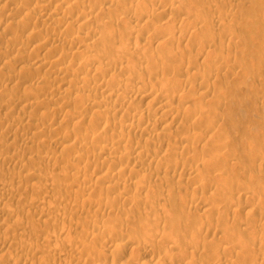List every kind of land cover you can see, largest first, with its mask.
<instances>
[{
	"label": "bare ground",
	"instance_id": "bare-ground-1",
	"mask_svg": "<svg viewBox=\"0 0 264 264\" xmlns=\"http://www.w3.org/2000/svg\"><path fill=\"white\" fill-rule=\"evenodd\" d=\"M14 1V0H13ZM16 1V0H15ZM18 1V0H17ZM16 1V2H17ZM29 1V0H28ZM31 1V0H30ZM42 1V0H41ZM46 1V0H45ZM120 1L121 0H50V1H48L47 2V4H43V3H41V2H37V4H36V7H37V9L39 10V11H43V10H45L44 8H45V6L46 5H48V3H49V5H53V6H51L50 7V9H51V12L49 13V14H46L47 12V10H45V13L44 14H46V17H44V19L45 20H47V21H43V19L41 18L43 15H41L39 18H41L42 19V21H43V23H47L46 24V26L47 27H49V28H47V27H45V25H43L42 23H41V25H43V27L44 28H46V31H47V29L48 30H50V32L48 31V32H45L46 34L47 33H51V32H53V34H54V32H56V35H57V37L54 39V41L53 40H51V41H53L54 43H52V45H54V44H56L55 46H57L59 43L58 42H62L63 40H65V43H66V46H67V44L68 45H74L73 46V48H74V52H71L70 54L68 53V51L66 50V49H68V48H64V50H65V53H64V51H63V53L64 54H62V57H61V54H60V57L62 58H60L59 57V55H58V57H55V59H53V57L54 56H57V51L59 52V50H57L56 51V49L54 48L55 46H52V53H53V48L55 49V51L56 52H54V56H52V59L50 58L49 60H48V58H47V60H46V57L45 56H43V55H41V56H43V57H45V58H42V59H40V56H39V59L41 60H39L40 62V64L42 65L41 67H44L45 65L49 68V69H51V70H48V69H46V70H48L49 72H51V74H49V78L50 77H53L52 75H54V78L55 77H57L58 79H59V85L60 84H63L62 85V87L61 88H57V93L56 92H54V93H56L54 96H51V97H54L55 98V96L57 95L58 96V98L61 100V97H62V100L63 101H65L63 98H67V99H72L73 100V98H72V95H74V101H76V103L78 102L77 101V99L79 100V102L80 103H83L84 101L83 100H86L87 101V104L86 103H84V104H86L87 105V107H91L92 109H94L95 110V115L97 116V115H99V116H102V115H107V116H110V115H112V120H113V122H111V123H113V128L114 129H116V130H114V129H112L111 128V124L109 123L106 127H104V128H102V131H99V132H101V133H98L97 131V133L95 132V130L94 129H92V130H94V132H95V134H93V133H91L90 135L88 134H83L82 135V133H80L79 132V135H78V140L79 141H85V139L87 140V138H89V140H87L86 142H82V143H80V144H82V146L81 145H79V146H81L80 148L81 149H97L96 150V152L93 154V155H91V160L90 161H92V160H101V161H103L102 163L104 164L105 163V165L107 164V163H110V164H112V165H114V167L111 165V166H109V164H108V167L107 168H105V169H109L110 167H111V169L112 168H114L113 170H102L101 169V167L98 169V168H96L95 167V169H96V171H94L93 170V172H91V173H93V175L91 176V178L89 177L90 176V174L89 173H87L89 170L88 169H90L91 168V166L87 169L88 171L87 172H85L86 174H87V176H88V174H89V176L87 177V180L88 181H90V179H92V177L93 176H95L96 178L94 179L95 180V182L93 181V183L91 182H88V184H84V185H78V190H74L75 192H73V191H70L71 189H72V187H74L75 185L77 186V184H73V183H71L72 185H74V186H72L71 184H67V183H69L68 181H70L71 182V179H74V178H76L77 180L79 179V177H81V176H83L84 175V171H82V170H79V169H77V167H76V165L74 164V163H72V162H70V161H74V160H69V162L67 161V159L69 158L68 156V158L66 159V157L64 156V153H67V154H69V152H72L73 154L74 153H80L81 152V149L78 147V146H76V144H74L73 142H71V143H68V141H70V140H67L68 139V136H67V139H65V140H63V141H60V142H57V143H54V146H58V145H60L61 147H62V154H60L59 152V155L57 154V155H51L50 154V156L48 157V160H50V161H53L52 162V164L54 165V162L57 164V163H65V166L63 167V168H65L66 170H67V173L65 174V175H62V176H64V178H63V181L64 180H66V178L67 179H70V180H68L67 181V183H66V181L63 183L64 184V186H62V187H60L61 188V190L63 191V189H65V185H67V187L66 188H68V185H71L70 187H69V189H67V191H68V194L70 195V196H72L75 200L74 201H76L77 203H75V205H73V206H71V207H69V208H72V213L74 212H76V215H77V212H79V211H81V207L82 206H84L87 202H89L88 201V199L87 198H83L84 196V194H86L88 191L91 193V191L93 190H96V191H100V190H104V192H110V191H112V192H114L115 191V189H116V187L117 186H120L121 187V185H122V188H123V186L125 187H129V189L131 188H134L136 191L135 192H137L138 193V191H139V195L140 194H142V193H140V191H142V190H145L146 191V189H150L149 191H150V193L152 192V194H151V196L153 195V192L155 193V191H157L155 194H157V196L156 197H151L150 195H144L143 196V194L142 195H140L139 197H141V196H143L144 198H139V197H137V198H135V197H133L132 196V198H131V196L130 197H128V196H126V194H125V197L126 198H124V195H122V192H120L119 193V197H121V198H119L120 200H122V198H124L125 200L124 201H127V202H129V203H142V202H146L145 204L146 205H148L149 207L151 206V208L153 207L152 206V203H154L153 202V199L157 202L156 204H158V203H160V201L162 200L164 203H166V201H170V200H165V197L167 196H165V193H162V194H160V191H161V189H163V182H167L168 183V181L170 182V183H172L171 181V179H174V177H177L176 175L177 174H175V172L174 173H172V171H170V170H174V171H176L178 168H181V175L180 176H182V175H184V176H186V177H188V180H189V184L188 185H196L195 186V188H194V191L195 192H193L194 194L192 195V198H193V201L195 202L194 204L195 205H193L192 206V211L193 210H195L196 212H198V211H202V213L204 214V215H210V214H212V212H213V214H214V212H220V213H222V211H221V209H225V210H227V211H229V212H231L232 211V213L234 212V213H236V211H239V212H242V211H246V213H245V215H246V217H245V219H244V217L243 218H241L240 216H242V215H239L240 213L239 212H237V213H239L238 215V217H240L241 218V220L242 219H244L243 221H240V223H242L246 228L248 227V228H251L250 226H251V222L252 223H254L253 221H255L256 220V218H255V216L257 215V212H259V211H257L258 210V208L260 209L261 207H258V204H260L261 203V201H260V203H257V207H254V205H253V207L254 208H252V209H250L249 208V206L248 205H246V204H243L242 203V201H240V199H239V196H244V197H248V195H250V194H247V192H245L244 190H245V188H244V186L243 185H239L240 184V182L238 183V181H236V182H234L232 179H234L235 180V178H230L229 177V175H230V173H229V175H228V173H227V178H229L230 180L229 181H226V179H224L223 177L224 176H226V174L224 175H222V173L223 172H225V170L224 171H221L220 173H221V175L219 174V175H216L218 178H220V179H217L218 181L220 180L221 181V179H224L225 181V185H224V183L223 184H221V183H219L218 184V182H217V180L215 181V183H216V185H215V183L213 182L216 178H215V175H214V170H213V172L211 171V169H213V168H215V166H216V164L213 166V164L216 162V160H215V158H219V160L218 161H220V156H222V158H221V161L222 160H224V156H225V160L224 161H226V162H229V159H227L226 160V155L228 154V152L227 153H225V149H224V145H222L223 144V142H221V145L220 146H222V148L224 149V152L222 153V152H220L219 150L220 149H222V148H217V149H215L216 151V153L215 154H212L211 155V153L209 152V151H211V150H213V149H211L212 148V146H209V145H211V144H213L214 145V142L217 140V142H220L221 140H218V138H217V135H216V133L214 132V129H216V131H217V128H215V126L212 128V126H213V124H212V126H211V124L210 125H208L209 127H207V125H206V129L205 130H202L201 132H198L197 130L199 129V127H198V129H196L195 131H197V132H195L194 130H191V131H194L193 133H188V131L186 132V131H184V132H182V133H178L179 134V137L178 138H176V141H175V143L174 142H171L170 141V139L171 138H173V136H175L174 134H175V130L176 129H178L179 127H181V128H183V129H185V130H188L192 125H194V123H191V122H194V121H192V118H191V121H190V119L189 120H186L187 118H186V116L188 115V116H190V117H196V116H191L192 114L194 115L195 114V106H190V102H191V100H192V98L194 97V93L193 92H195V91H201L200 93L198 92V98H197V96H195L196 97V99L195 98H193L194 100H199V98H200V100L201 101H203V99L204 98H206V99H204V100H207V98L209 97L208 96V94L210 95V91H211V89H210V91H208V88L211 86L210 85V83H208L209 82V80L211 79V77H217L216 75L217 74H219V73H221L222 71H224V72H226V73H221V74H231V72L232 73H234L235 72V70L237 69V68H239L241 71H243L242 70V68L244 69L247 65H245L244 63H243V59L241 58V56H239V54L237 53L236 55H234V54H232V55H230V54H228V55H226V57H225V54H224V56H221V57H224V59L223 58H220L219 60H215V59H213V61H212V63H208L207 64V62H208V60H206L205 58L206 57H208L209 56V58L210 57H212L213 56V52H214V49L212 48L213 47V44L217 41V37L219 38L221 35L222 36H225V37H227V40H228V45L225 43L226 41V39L225 38H221L220 37V39H224L223 41H224V43L227 45L226 47L224 46L223 48L221 47L222 45H224L223 43H221L220 45L221 46H219V47H221V48H215L216 47V44L218 43V42H220L221 40L219 39V41L214 45V48H215V50H216V52L217 51H219V50H221V52H220V54H223V52L224 51H226V52H228V50H229V47L230 46H236V47H239V46H237V40L236 39H238V37H236V35H235V32H234V30H233V25L235 24V22H236V16H235V14L237 13L236 11L239 9V8H241L240 7V3L242 2H239V1H237V0H201V3L197 0H195V1H193V2H195L194 4H193V2H192V0H148V3H147V1H143V2H140V1H134V0H129L130 2L128 3L127 2V0L126 1H124V6H122L121 4H120ZM191 1V2H190ZM245 1H247V0H245ZM250 1H252V0H250ZM1 2V1H0ZM7 2V1H6ZM25 2V1H24ZM24 2H23V0H22V3L24 4ZM27 2V1H26ZM25 2V4H27ZM43 2V1H42ZM122 2V1H121ZM150 2V3H149ZM197 2V3H196ZM264 1H262L261 3H262V6H264L263 3ZM3 3V2H2ZM10 3V2H9ZM8 3V4H9ZM12 3V2H11ZM18 3V2H17ZM46 3V2H45ZM126 3H128V4H126ZM151 3H153V4H157L158 5V7H155V6H153V9H151V11L150 12H147L148 10H150V8L145 12L144 11V13L141 11V9L143 8H145L146 9V7L148 8V6H149V4H151ZM198 3H200V7L202 6V8L200 9V7H196L195 5H197ZM249 3V2H248ZM260 3V2H259ZM7 4V5H8ZM16 4V3H15ZM32 4V3H31ZM126 4V5H125ZM201 4H204V5H206L205 6V9H207V11L211 14L209 17H211V18H207L206 17V15H203L202 14V12H201V10L202 11H204V5H201ZM245 4V3H244ZM17 5V4H16ZM22 5V4H21ZM20 5V6H21ZM27 5H29V4H27ZM45 5V6H44ZM148 5V6H147ZM166 6L165 8H163L164 6ZM199 5V4H198ZM23 6V5H22ZM19 7L18 8V6L16 7L15 6V9H13V11H12V9H11V14H9V16L10 17H12L13 16V18L15 17V16H17V15H15L17 12H20V11H23L26 7L28 8V6H26V5H24L23 7ZM4 7H5V5H4ZM9 7H11V5L9 6ZM9 7H8V9H9ZM25 7V8H24ZM30 7H31V5H30ZM30 7H29V9H30ZM36 7H35V5H34V10H36ZM150 7V6H149ZM155 7V8H154ZM207 7V8H206ZM249 7V6H248ZM247 6L246 7H244V9L246 10V8H248ZM12 8H14V6H12ZM194 8H195V11H194ZM228 9V11L227 12H223V10L224 9ZM7 9V6H6V8H4V10H6ZM32 9V8H31ZM46 9H49V7L47 8L46 7ZM49 9V10H50ZM144 9V10H145ZM198 9H200L199 11V13L197 12V10ZM226 9H225V11H226ZM241 9H243V7L241 8ZM264 10V8L262 7V8H260V10ZM3 10V9H2ZM3 10V11H4ZM28 10V9H27ZM26 10V11H27ZM10 11V10H9ZM32 11H33V9H32ZM244 11V10H243ZM247 11H250V10H248L247 9ZM247 11H245L246 13H247ZM24 12H25V10H24ZM178 12H180V13H183L184 15H186L185 17H183L182 19H181V24L179 25V24H177L179 21L177 20L176 21V18H174V17H172V15H177L178 14V17H182V16H180V14L178 13ZM206 12V11H205ZM205 12H203V13H205ZM208 12H207V16H208ZM244 12V13H245ZM264 11H261V14H263L262 15V17H264V13H263ZM6 13V12H5ZM10 13V12H9ZM28 12H26V16L28 15L27 14ZM35 13H37L36 11H35ZM177 13V14H176ZM241 13V12H240ZM249 13V12H248ZM247 13V14H248ZM15 16H14V15ZM18 14V13H17ZM20 14V13H19ZM23 14V13H22ZM21 14V15H22ZM39 14V13H38ZM74 14L76 15L74 18H73V16H74ZM206 14V13H205ZM249 14H254V13H252V12H250ZM25 15V14H24ZM35 15V14H34ZM19 16V15H18ZM36 16V15H35ZM35 16H31V17H29V19L31 18V19H34V17ZM45 16V15H44ZM105 17V18H107L106 20H109V22L110 23H108V24H110V25H108L107 26V28H106V26H104V24L103 23H99L98 21H100L99 19H101V17ZM246 16V15H245ZM253 15H250L249 17H252ZM256 16H258V15H256ZM1 17V16H0ZM9 17V18H10ZM25 17V16H24ZM28 17H25L26 18V20L28 19ZM37 17V16H36ZM157 17V18H156ZM175 17H177V16H175ZM178 17H177V19H178ZM242 17V16H241ZM247 17V16H246ZM249 17H247V18H249ZM16 18V17H15ZM25 18H23L24 19V21H25ZM38 18V17H37ZM39 18H38V20H39ZM154 18V20H155V18L156 19H160V20H158L159 22H160V24H158L157 25V22H154V20H153V23H156V25H154L153 23H152V20L151 19H153ZM243 18V17H242ZM244 19V21L245 20H249V19ZM254 18H255V15H254ZM254 18H252V20H255L256 19V23L257 22H260L259 20H258V18H261V16L259 15L258 16V18L256 17L255 19ZM1 19H2V17H1ZM7 19V18H6ZM22 19V18H21ZM23 19L21 20V23L20 24H22V21H23ZM36 19V18H35ZM33 20V21H35L36 22V24H37V19L36 20ZM40 19V20H41ZM264 19V18H263ZM39 20V21H40ZM72 20V21H71ZM179 20H180V18H179ZM242 20V19H241ZM258 20V21H257ZM30 21V20H29ZM32 21V20H31ZM102 21V20H101ZM4 22V21H3ZM28 22V21H27ZM177 22V23H176ZM179 22V23H180ZM251 22V21H250ZM262 22V21H261ZM10 20H9V22H6L5 24L7 25H10ZM15 23H17V22H15ZM24 23V22H23ZM26 23V22H25ZM24 23V24H25ZM39 23V22H38ZM254 21H253V26L252 27H250V29L252 28V29H254ZM19 24V23H18ZM17 24V25H18ZM242 24H244V23H242ZM248 24H250V25H252L251 23H248ZM259 25L261 24V23H258ZM258 24H256L255 25V27L256 26H259ZM263 24H264V22H263ZM3 25V24H2ZM5 25V26H6ZM31 25V24H30ZM29 25V26H30ZM35 25V24H34ZM107 25V24H106ZM218 27H216V26ZM262 25V24H261ZM260 25V26H261ZM10 26H14L13 25V23L10 25ZM9 26V28H11ZM24 26V25H23ZM26 27L25 28H27V25H25ZM124 26V27H123ZM215 26V28L216 29H219L220 28V30L221 29H224V30H226L225 32L224 31H220V30H218V33H217V30H214V32H205V33H203L206 29H207V31H210V30H208V29H212L213 30V27ZM240 26H242L241 25V22H240ZM239 26V27H240ZM244 26V25H243ZM242 26V27H243ZM245 26L246 27H243V28H247L248 27V25H247V23L245 24ZM17 27V26H16ZM40 27V26H39ZM122 27V30H123V28H125V32H124V35L122 36L121 34H122V32L121 31H119V29ZM238 27V28H239ZM262 27V26H261ZM24 28V29H25ZM28 28H31V27H28ZM27 28V30L28 31H30V29H28ZM72 28V29H71ZM237 27H236V29H238ZM8 29V28H7ZM15 29V28H14ZM17 29V28H16ZM24 29H23V32H24ZM32 29H34V28H32ZM32 29H31V34L30 35H32V36H30V37H33L35 34L33 33L35 30H37V32H38V29H36L35 28V30L34 31H32ZM41 29H42V27H41ZM64 29V30H63ZM70 29H71V32H72V34H70V36H69V38H68V36H67V34H69L70 33ZM244 29V30H245ZM249 29V28H248ZM257 28H255V31H253V34H251L252 33V31L251 30H248L247 31V34L249 33V32H251L249 35H254L255 34V32L257 33L258 31L256 30ZM259 29V28H258ZM263 29H264V26H263ZM11 30H13V29H11ZM26 30V29H25ZM26 30V31H27ZM68 30H69V33H68ZM73 30V31H72ZM211 30V31H212ZM240 29H238V31H239ZM260 30H262V28L260 29ZM3 31H4V29H3ZM6 31V30H5ZM8 31V30H7ZM14 31V30H13ZM22 31V30H21ZM40 31V30H39ZM75 31V32H74ZM237 31V32H238ZM42 32V31H41ZM73 32H74V34H73ZM120 32H121V34H120ZM221 32H224V33H221ZM10 33H12L11 31H10ZM40 33V32H39ZM44 33V34H45ZM200 33V35L203 33V36L200 38V39H198L199 38V34ZM240 33V32H239ZM245 33H246V30H245ZM29 34V33H28ZM37 34V33H36ZM46 34H45V36H46ZM206 34V35H205ZM237 34V33H236ZM257 34H259V32L257 33ZM40 35V34H39ZM43 35V34H42ZM194 35H196L195 36V38L196 39H193V37H194ZM197 35H198V38H197ZM29 36V35H28ZM45 36H43V37H41V40H42V38H44ZM49 36V38L50 39H52L53 38V36L51 37L50 36V34L49 35H47V37ZM205 36V37H204ZM250 36V37H251ZM1 37V36H0ZM27 37V36H26ZM30 37H28V38H30ZM36 37V36H35ZM34 37V38H35ZM55 37V36H54ZM132 37H134V38H132ZM192 37V38H191ZM249 37V38H250ZM252 37H254V36H252ZM251 37V39H253ZM3 38V35H2V37H1V39ZM27 38V41L29 40L30 41V39H32V38H30V39H28ZM189 38H191V41H192V39H193V41H192V45L191 46H193V44H194V42H195V40H197L198 39V43L196 44L195 43V45H196V47H195V49H192L191 48V46H189V45H187L186 46V44H185V48H186V50L188 51V52H192L191 53V55L194 57H192L194 60H198L200 57L202 58V57H204L203 59H205V60H203L204 62H202V64H203V66H200L201 65V63L199 64V65H197L196 64V62L197 61H195V63L192 61L193 59H188V58H185V57H183L184 56V54L186 53V52H184L185 51V49H184V47H182V49H181V47H179V45H181L180 44V42L182 43L184 40H189ZM19 39V38H18ZM16 40V41H18V43H19V40ZM38 39V38H37ZM48 39V38H47ZM46 38L44 39V40H46L45 42H44V40H42L43 41V43H41V41H40V44L38 45V48H39V50H40V48H46V52H47V50L49 49V50H51L50 49V47H48L47 48V46L45 45V44H47L48 43V40H47ZM57 39V40H56ZM63 39V40H62ZM202 39V40H201ZM216 39V40H215ZM6 40V39H5ZM8 40V39H7ZM15 40V39H14ZM13 40V41H14ZM56 40V41H55ZM62 40V41H61ZM201 40V41H200ZM215 40V41H214ZM26 41V42H27ZM33 41V40H32ZM50 41V40H49ZM190 41V42H191ZM21 42V41H20ZM25 42V41H24ZM23 42V43H24ZM36 42V41H35ZM177 42V46L179 47V49H178V47L177 48H175L174 49V47L172 48L171 46H169L170 44L172 45L173 43H176ZM188 42V41H187ZM189 42V43H190ZM222 42V41H221ZM9 43V42H8ZM7 43V44H8ZM12 43V42H11ZM18 43H17V45H18ZM51 42H49V44H50ZM58 43V44H57ZM185 43V42H184ZM183 43V44H184ZM16 44V43H15ZM15 44H13V45H15ZM21 44V43H20ZM20 44H19V46H20ZM62 44V43H61ZM179 44V45H178ZM219 44V43H218ZM10 45V44H9ZM12 45V46H13ZM51 45V44H50ZM62 45H64V44H62ZM239 45H240V42H239ZM1 46V45H0ZM59 46V49L60 48H62L60 45H58ZM58 46H57V48H58ZM65 46V45H64ZM190 48H189V47ZM198 46V47H197ZM4 47V46H3ZM11 46H9V48H10ZM21 47V46H20ZM188 47V48H187ZM194 47V46H193ZM235 47V48H236ZM1 48H2V46H1ZM0 48V49H1ZM19 48V47H18ZM22 48V47H21ZM73 48L71 47L70 48V50L69 51H71V49H72V51H73ZM184 49V50H183ZM231 49V48H230ZM232 49H234L233 47H232ZM3 50H6L7 51V48L6 49H3ZM13 50V49H12ZM19 50H20V48H19ZM19 50H17V51H19ZM22 50V49H21ZM36 50V49H35ZM48 50V51H49ZM1 51V50H0ZM38 51V50H37ZM230 51H232V50H230ZM229 51V52H230ZM235 51V50H234ZM251 51V50H250ZM5 51H3L2 53H4ZM8 53H9V51H7ZM6 52V53H7ZM11 52V51H10ZM62 52V51H61ZM216 52H214V55L216 54ZM226 52H224V53H226ZM236 52V51H235ZM56 53V54H55ZM232 53V52H231ZM234 53V52H233ZM15 54V53H14ZM46 54V53H45ZM50 55L51 53L50 52H47V55ZM188 54V57H189V53H187ZM187 54H185L186 56H187ZM4 55V54H3ZM17 55V54H16ZM15 55V56H16ZM19 55H20V51H19ZM19 55H17V56H19ZM35 55H37V52L35 53ZM40 55V54H39ZM52 55V54H51ZM76 56V55H79V57L78 58H80L81 57V59H78L77 60V56H76V61H78V62H75V63H73V62H71V64L69 63V65H68V63L66 64V66L64 65V66H62L63 64L61 63V61H65V60H68V57H70V56ZM2 56V55H1ZM14 56V55H13ZM195 56L196 57H199L198 59H196L195 58ZM216 56V55H215ZM243 56V55H242ZM21 57V56H20ZM20 57H18V58H20ZM22 57H24V56H22ZM38 57V56H37ZM48 57V56H47ZM51 57V56H50ZM244 57V56H243ZM7 58V57H6ZM12 58V57H11ZM14 59H15V57H13ZM12 58V59H13ZM56 58H58V59H56ZM59 58H60V60H59ZM190 58H191V56H190ZM214 58V57H213ZM14 59L12 60V62L14 61ZM22 59V58H21ZM20 59V60H21ZM24 59V58H23ZM133 60H135V62H137V63H135ZM210 60H212V58L210 59ZM23 61V60H22ZM70 61H71V59H70ZM205 61H206V64L208 65V66H206L205 68H204V64H205ZM9 62H11V61H9ZM15 62V61H14ZM14 62H13V64H14ZM16 62H19L18 60L16 61ZM34 62H36V61H34ZM66 62H68V61H66ZM66 62H64V64L66 63ZM248 62V61H247ZM246 62V63H247ZM21 63V62H20ZM37 63H38V61H37ZM198 63V62H197ZM9 65H10V63H8ZM12 63H11V66L13 65ZM40 64H38V65H40ZM62 64V65H61ZM145 64V66H143ZM5 65V64H4ZM7 65V64H6ZM8 65V66H9ZM19 65V64H18ZM44 65V66H43ZM242 65H245V67H243ZM8 66H6V67H8ZM17 66V65H16ZM249 66V65H248ZM10 67V66H9ZM9 67H8V69H9ZM14 67L15 66H13V67H11L10 69H12L13 71H14ZM40 66H38V68H39ZM41 67H40V69H41ZM234 67H237L236 69L234 68ZM21 68V67H20ZM22 68H24L23 66H22ZM21 68V69H22ZM35 68V67H34ZM37 68V67H36ZM37 68V69H38ZM234 68V69H233ZM253 68V67H252ZM255 68V67H254ZM2 69V68H1ZM6 69V68H5ZM255 69H257V68H255ZM3 71H4V67H3V69H2ZM2 70H0V71H2ZM7 70V69H6ZM5 70V71H6ZM11 70V71H12ZM18 70V69H17ZM25 70V69H24ZM174 70H176V71H181V73H183V71L185 72V73H187V75H189L188 77L186 76H184V75H181L180 73H177L176 72V74L178 75V77H177V75H173L172 74V72L171 71H174ZM1 72L0 73V76L2 75V74H5L4 72ZM11 71L10 70H8L7 72H9V73H11ZM20 71V70H19ZM28 71V70H27ZM36 71V70H35ZM154 71V72H153ZM221 71V72H220ZM14 72H16V68H15V71ZM25 72V71H24ZM38 73L40 72V70L39 71H37ZM158 72V73H157ZM159 72H160V74H159ZM228 72V73H227ZM230 72V73H229ZM236 72H237V70H236ZM236 72H235V75H238V74H236ZM9 73H7V74H9ZM13 73V72H12ZM47 73V72H46ZM155 73V74H154ZM174 73H175V71H174ZM238 73V72H237ZM241 73V72H240ZM7 74H5V75H7ZM21 74V73H20ZM19 74V75H20ZM77 74H81V75H84V76H82L81 78H79V79H77V77L74 79V78H72V79H70L72 76L74 77V75L76 76ZM89 74H91V76L89 75ZM124 74H126V75H129V77L130 76H132L131 78L132 79H130V78H128V76L126 77V76H124L125 77V79L123 78V76L121 77V75H124ZM221 74L220 75H218V76H221ZM243 74V73H242ZM10 75V74H9ZM15 75V74H14ZM18 75V76H19ZM147 75V77H149V78H152V77H154V78H156V81H157V79H158V77H157V75H161V77L158 79V80H160V84H159V82H158V85H160L159 87H158V85L157 84H155L156 83V81H155V83H153V80L151 81L153 84H155V85H153L152 83L150 84V85H153V86H151V87H153V88H151L149 85H148V82H147V80L145 81V82H142L143 81V77H145ZM232 75H234V74H232ZM231 75V76H232ZM234 75V76H235ZM41 77H42V75H40ZM39 76V77H40ZM44 77V80L46 79V78H48L47 76H45V75H43ZM90 76V77H89ZM184 76V77H183ZM230 76V75H229ZM20 77V76H19ZM119 77H121V78H119ZM191 77H193L194 78V82L196 83V78L197 79H199L200 80V82H199V84H194L193 82H192V80H191ZM223 77V76H222ZM241 77V76H240ZM11 78V77H10ZM9 77H8V79L9 80H11L12 81V79H10ZM221 78V77H220ZM225 77H223L222 79H224ZM237 78V76H235V79ZM40 79H42V78H40ZM53 79V78H52ZM57 79V80H58ZM153 79V78H152ZM47 81H48V79H46ZM45 80V81H46ZM145 80V79H144ZM151 80V79H150ZM6 81V80H5ZM10 81V82H11ZM45 81H44V83H45ZM149 81V80H148ZM211 81V80H210ZM7 82V81H6ZM150 82V81H149ZM197 82H198V80H197ZM213 82V81H212ZM211 82V83H212ZM2 83H4V82H2ZM38 84H39V82H37ZM49 83V82H48ZM68 83H72L71 85L73 86V85H75V86H77L78 87V85L77 84H82L81 86L79 85V87L78 88H76L75 86H73V87H75L74 89H70V88H72V86L71 87H69V88H67V85H68ZM75 83V84H74ZM143 83H145V84H143ZM192 83L195 85H192ZM207 83V84H206ZM214 83L215 82H213V84H212V86L214 87L215 85H214ZM15 84V83H14ZM19 84H20V82H19ZM38 84H37V86H38ZM41 84V83H40ZM39 84V85H40ZM46 84V83H45ZM45 84H41V85H44V87H46L45 86ZM142 86H141V85ZM32 85V84H31ZM40 85V86H41ZM65 85H66V88H65ZM68 85V86H69ZM145 85H147V86H145ZM204 86V85H207V86H205V88L207 89H205V91H202L201 89H203V88H199V87H201V86ZM210 85V86H209ZM17 86V85H16ZM20 86V85H19ZM32 86H34V83H33V85ZM36 86V87H37ZM39 86V87H40ZM49 86V85H48ZM148 86L151 88V91L149 92L148 91V94L152 97V103H154L155 104V107L153 108H151L150 107V109H135V108H132L133 106H134V104H133V101H134V98L136 99V98H138V97H141V98H143L147 93H145V91H147L146 90V88H148ZM156 86V87H155ZM174 86H175V88L176 87H178V86H180L179 88L180 89H182L181 87H183L184 86V90H182V91H180V92H175L176 90L174 89ZM197 86V87H196ZM202 86V87H203ZM209 86V87H208ZM35 86L33 87L34 89H37ZM42 87V86H41ZM50 87V86H49ZM208 87V88H207ZM27 88V87H26ZM32 88V89H33ZM193 89V92H192V94L193 95H191V93H190V91H189V89ZM210 88H212V87H210ZM13 89H14V87H13ZM31 89V88H30ZM30 89H27V91L28 90H30ZM40 89H43V88H40ZM46 89H47V87H46ZM174 89V90H173ZM177 89V88H176ZM203 89V90H204ZM215 89V88H214ZM214 89H212V91L214 90ZM15 90V89H14ZM13 90V91H14ZM38 90V89H37ZM82 90V91H81ZM12 91V90H11ZM26 91V92H27ZM33 90H31V92H32ZM89 91V93H87ZM178 91V90H177ZM1 92V91H0ZM9 92V91H8ZM7 92V93H8ZM25 92V93H26ZM29 92V91H28ZM27 92V93H28ZM36 92V91H35ZM37 92H42V91H37ZM45 92V91H44ZM92 92H96L98 95V97L97 96H93L94 94H92ZM33 93V92H32ZM32 93H29V95L30 94H32ZM53 93V94H54ZM91 93V94H90ZM190 93V94H189ZM212 93V92H211ZM1 95H2V92L0 93ZM22 94V93H21ZM36 94V93H35ZM34 94V95H35ZM39 94V93H38ZM196 94V93H195ZM213 94V93H212ZM7 95V94H6ZM25 95V94H24ZM33 95V94H32ZM31 95V96H32ZM96 95V94H95ZM26 96H28L27 94H26ZM41 96V95H40ZM47 96V95H46ZM71 98H70V97ZM213 96V95H212ZM216 96H218V95H216ZM12 97V96H11ZM39 97V96H38ZM37 97V98H38ZM44 97V96H43ZM69 97V98H68ZM24 98V97H23ZM31 98V97H30ZM36 98V97H35ZM45 98V97H44ZM57 98V99H58ZM215 98V96H213V98L211 99L210 98V100L212 101V100H215L214 99ZM221 97H217V99H216V101L215 102H217V100L218 99H220ZM9 99V98H8ZM29 99V98H28ZM32 99H34V98H32ZM40 99V98H39ZM57 99H55V100H57ZM76 99V100H75ZM11 99H9V101H10ZM13 100H14V98H13ZM13 100H11V101H13ZM20 100V99H19ZM27 100V99H26ZM26 100H25V105H27L28 104V102H27V104H26ZM37 100V99H36ZM49 100H51V98L49 99ZM54 99H52L51 101H53ZM80 100H82V101H80ZM133 100V101H132ZM193 100V101H194ZM199 100V101H200ZM16 101V100H15ZM24 101V100H23ZM32 101V100H31ZM51 101H49L50 102V104L52 103ZM57 101H59V100H57ZM63 101H62V103H63ZM74 101H71V102H74ZM211 101H210V103H211ZM14 102V101H13ZM12 102V103H13ZM19 102V101H18ZM32 102H34V101H32ZM31 102V105H27V106H30V107H32V106H35L37 103L36 102H34V103H32ZM40 102H41V100H40ZM44 102V101H43ZM48 102V103H49ZM55 102V101H54ZM54 102H53V104H54ZM61 102V101H60ZM60 102H56V105H58ZM68 102V101H67ZM70 102V103H71ZM131 102H132V105L133 106H130V104H131ZM219 102V101H218ZM221 102V101H220ZM219 102V103H220ZM8 103V102H7ZM11 103V102H10ZM12 103L10 104V105H12ZM15 103V102H14ZM21 103V102H20ZM24 103V102H23ZM47 103V104H48ZM135 103V102H134ZM209 102H208V104H210ZM212 103L214 104V102L212 101ZM211 103V104H212ZM22 104V103H21ZM41 104H43V103H41ZM40 103H38V105H41ZM61 104V103H60ZM68 104V103H67ZM72 104H74V103H72ZM79 104V103H78ZM215 104H217V103H215ZM8 105H9V103H8ZM9 105V106H10ZM24 105V106H25ZM37 105V106H38ZM44 105V104H43ZM62 105V104H61ZM60 105V106H61ZM71 105V104H70ZM76 105V104H75ZM82 105V104H81ZM8 106V107H9ZM21 106V105H20ZM27 106L25 107V108H27ZM36 106V107H37ZM64 106V105H63ZM63 106H61V107H58V108H60V109H58V110H56V112L57 111H59V113L62 111L61 110V108L63 107ZM68 106V105H67ZM66 106V107H67ZM78 106V105H77ZM76 106V107H77ZM85 106V105H84ZM84 106H82V107H84ZM150 106V105H149ZM23 107V106H22ZM35 107V108H36ZM39 107V106H38ZM38 107H37V109L36 110H38ZM46 107H48V106H46ZM45 107V108H46ZM65 107V106H64ZM62 108V109H65V108ZM79 107L80 108H82L81 106H78V108L77 109H79ZM131 107V108H130ZM136 107V106H135ZM141 107V106H140ZM2 107H0V109H1ZM16 108V107H15ZM32 108H34V107H32ZM202 108H204V107H202ZM75 109V108H74ZM82 109H85L84 110V112H82L83 110H79L78 112H77V110H75V112L73 111V114H71V113H69V114H71L72 115V117H71V120H76L75 121V123L77 124V123H81L82 124V121H83V119L85 118H83V116H86V114H85V111H86V108H82ZM199 109H201V108H199ZM2 110V109H1ZM25 109L24 108H22V110L21 111H24ZM33 110V109H32ZM31 110V111H32ZM46 110V109H45ZM203 110V109H202ZM200 111V114L202 113L203 115H205L206 114V112H207V109H205L206 110V112H205V110H203V111ZM16 111V110H15ZM26 111V110H25ZM24 111V112H25ZM51 111V110H50ZM49 111V112H50ZM54 111V110H53ZM197 111V110H196ZM208 111H211V110H209L208 109ZM216 111V110H215ZM14 112V111H13ZM63 112V111H62ZM65 112V111H64ZM94 112V111H93ZM205 112V113H204ZM6 113V112H5ZM9 113H11V112H9ZM9 113L7 114V116L9 115ZM20 113V112H19ZM53 114L55 113V112H52ZM51 113V114H52ZM25 114H27V112L25 113ZM25 114L23 115V114H21V116H20V114L19 115H17V116H15V115H11V116H8V117H12V116H15L16 117V119H15V121H14V124H12L13 122L12 121H9V123L10 122H12L10 125L11 126H9L8 127V129H13L14 127H16L15 129L16 130H20V127H22V125H23V128H24V126H26V125H24L25 123H26V121H25V123L23 124V122H24V120H26V118L24 117L23 118V116H25ZM29 114H30V112H29ZM33 114V113H32ZM48 114V113H47ZM51 114L49 115V116H51ZM69 114L67 113V115L69 116ZM84 114V115H83ZM110 114V115H109ZM199 114V113H198ZM43 115V114H42ZM45 115V114H44ZM60 115V114H59ZM59 115H58V117H59ZM118 115H120V116H118ZM182 115H186L185 117L183 116V117H181ZM6 116V115H5ZM7 116L4 118V120H6V121H8L9 119L7 118ZM19 116V117H18ZM29 117H30V115H28ZM32 116H34V114L32 115ZM54 116H55V114H54ZM68 116H67V119H68ZM95 116V117H96ZM99 116H98V118L97 119H99L100 120V118H99ZM208 116H211V115H208ZM207 116V119H208V123H209V121H210V117H208ZM214 116V115H213ZM213 116H212V118L211 119H214L213 118ZM217 115L215 114V116L214 117H216ZM1 117V116H0ZM35 118H36V115L34 116ZM34 117L33 118H31V122L33 121L32 119H34ZM43 117V116H42ZM45 118L46 117H48V115L47 116H44ZM44 117H43V119H44ZM66 117V116H65ZM167 117L169 118V117H172V120H171V122H167V120H169V119H167ZM51 118H53V117H51ZM64 118V117H63ZM181 118H185L184 119V121H182L181 120ZM217 118V117H216ZM13 119V118H12ZM12 119H10V120H12ZM67 119H65L64 118V120H67ZM206 119V118H205ZM28 120H29V118H28ZM27 120V121H28ZM34 120H36V119H34ZM39 120V119H38ZM40 120H41V118H40ZM39 120V124L40 125H42L41 124V121ZM63 120V122H66V121H64ZM69 120V122H72V121H70V119H68ZM86 120V119H85ZM194 120V119H193ZM4 122L5 124H7V122ZM91 121H93V119L91 120ZM97 121V120H96ZM197 121V120H196ZM62 122V123H63ZM99 122V121H98ZM101 122V121H100ZM176 122H178V124H175ZM212 122V121H211ZM214 122V121H213ZM43 123V122H42ZM44 123H46L45 122V120H44ZM83 123H84V121H83ZM88 123V122H87ZM108 123V122H107ZM215 123V122H214ZM29 124H30V121H29ZM32 124V123H31ZM35 124H37V122H35ZM85 124V123H84ZM90 124L92 125L93 123H91L90 122ZM89 124V125H90ZM99 124V123H98ZM196 124H197V122H196ZM195 124V125H196ZM203 124V123H202ZM201 123H200V125H202ZM8 125V124H7ZM46 125V124H45ZM80 125V124H79ZM94 125H96V124H94ZM215 125V124H214ZM18 126H20L19 128H18ZM31 127H32V125H30ZM50 126V125H49ZM59 126H60V124H59ZM78 126V125H77ZM76 126V127H77ZM104 125H102L101 127H103ZM203 126V125H202ZM205 126V125H204ZM203 126V127H204ZM211 126V127H210ZM41 127V126H40ZM39 127V125H36V128L38 129V128H40ZM42 127H44V126H42ZM41 127V128H42ZM51 127H52V125H51ZM50 127V128H51ZM82 127V126H81ZM92 127H93V125H92ZM94 127H96V126H94ZM93 127V128H94ZM177 127V128H176ZM197 127V126H196ZM203 127H202V129H203ZM18 128V129H17ZM26 128V127H25ZM34 128V127H33ZM32 128V129H33ZM41 128L40 129H38L39 131V135L38 134H36L37 136H40L41 135V132H40V130H41ZM48 130H49V128H48V126L46 127ZM78 128V127H77ZM175 128V129H174ZM195 128V127H194ZM193 127H191V129H194ZM37 129H36V131H37ZM43 129H45V128H43ZM52 129H54V127L53 128H51V130H49V132L51 131H53ZM55 129H57L56 127H55ZM59 129H62L61 128V126L59 127ZM79 129V128H78ZM183 129H181V131H183ZM14 130V129H13ZM15 130V131H16ZM18 130V131H19ZM24 130V129H23ZM63 130V129H62ZM61 130V131H62ZM110 130V134H112V135H110V137H108L106 140L107 141H104V140H102L103 141V143L101 144V142H100V144L99 145H97L96 143H95V141H98V143H99V140L101 139V137L103 136V134H105L107 131H109ZM114 131L113 133H111L112 131ZM199 130H201V128L199 129ZM9 131V130H8ZM18 131H16V132H18ZM33 131V130H32ZM35 131V130H34ZM42 131V130H41ZM56 131V130H55ZM55 131H53V133H54V135H55V133L57 132H55ZM59 131V130H58ZM75 131V130H74ZM80 131V130H79ZM90 131V130H89ZM179 131H180V129H179ZM180 131V132H181ZM219 131V130H218ZM11 133H12V130L10 131ZM14 132V131H13ZM20 132V131H19ZM24 132V131H23ZM22 132V133H23ZM43 132V131H42ZM45 132V131H44ZM48 132V133H49ZM65 132V131H64ZM76 132V131H75ZM78 132V131H77ZM82 132V131H81ZM91 132V131H90ZM135 133V135H140V136H145V135H148V137L146 138V141L147 142H149V147H150V145H152V144H150V142H152V143H154V144H156V142H158V144H159V146L163 149L161 152H163L162 154H160L161 152H157V149H158V151H160L159 150V147L154 151V150H150L149 148H148V146H146L143 142H141V143H143V144H141V143H139L140 141H139V139H137L138 141H134V137L133 138H131L132 136H130L131 135V133ZM185 132L187 133V134H185ZM190 132V131H189ZM220 132V131H219ZM21 133V134H22ZM25 133V132H24ZM29 133V132H28ZM28 133H25V135H24V137H21V138H23L24 140H25V145L28 147V145H27V143L29 144L30 143V145H29V152H30V149H31V144H33V142H35L33 139L34 138H32L30 135H29V137H27V134ZM46 133V132H45ZM133 133H132V135H133ZM176 133V134H177ZM14 134H16L15 132H14ZM56 134H58V132L56 133ZM74 134V133H73ZM72 133H71V136L73 135ZM177 134V135H178ZM181 134V135H180ZM184 134V135H183ZM4 135V134H3ZM2 135V136H3ZM17 135H18V133H17ZM32 135V134H31ZM34 135V134H33ZM69 135V134H68ZM74 135H76V134H74ZM73 135V136H74ZM107 135V134H106ZM109 135V134H108ZM137 135V137L136 138H140L139 136ZM15 136V135H14ZM20 136H22V135H20ZM35 136V135H34ZM44 135H42V137H43ZM46 136H47V134H46ZM70 136V135H69ZM72 136V137H73ZM105 136V135H104ZM130 136V137H129ZM150 136V137H149ZM221 136V135H220ZM223 136V135H222ZM1 137V136H0ZM17 136H15L14 138H16ZM31 137V138H30ZM53 137V136H52ZM107 137V136H106ZM133 139V140H131V141H133V142H129V143H127V144H134L135 146H131L130 145V147L131 148H127V145L125 144L123 147L121 146V145H123V143H125L126 141L128 142V140L130 141V139ZM146 137V136H145ZM176 137V136H175ZM37 138V137H36ZM47 138V137H46ZM100 138V139H99ZM135 138V139H136ZM142 138V137H141ZM140 138V139H141ZM221 138V137H220ZM5 139H6V136H5ZM11 139V138H10ZM8 137H7V140H5V143L8 141V140H10ZM18 139V138H17ZM23 139H21V140H23ZM37 139H40V137L39 138H37ZM48 139V138H47ZM46 139V141H44V138H43V140H38V144H46L47 145V142L48 141H50L51 139H53V138H51L50 140H47ZM56 139V138H55ZM75 140H76V137L74 138ZM99 139V140H98ZM102 139H104V138H102ZM226 139V138H225ZM3 140H4V138L0 141V145L3 143ZM15 140V139H14ZM18 140H20V139H18ZM58 140V138L56 139V141ZM60 140V139H59ZM142 140V139H141ZM52 141V140H51ZM49 142V143H52V142H54V141H52V142ZM78 141V142H79ZM89 141V142H88ZM78 142H76L75 141V143H78ZM146 142V143H147ZM7 143H9V142H7ZM178 143V147L181 145V143H185L184 145H183V147H184V149L186 150V151H188L187 153H189L191 150L192 151H195V149H196V147H197V144L198 143H203L202 145L204 146V147H201V148H204V149H201V152H200V150H199V152L201 153V154H203L204 156H200L199 154H194L193 156H191V157H189V159L190 160H192V162H188L189 164H186L187 162L186 161H188L189 159H183V160H186L185 161V163H183L182 161H179V158L181 157H178V159H176L177 158V156L175 157L174 155V157H175V159H171V158H173L171 155L173 154V153H178L175 149L177 148V146H176V144ZM148 144V143H147ZM154 144L152 145V146H154ZM180 144V145H179ZM220 144V143H219ZM8 145V144H7ZM10 145V144H9ZM8 145V146H9ZM12 145V144H11ZM10 145V146H11ZM22 145V144H21ZM37 145V144H36ZM215 145H216V143H215ZM226 145V144H225ZM3 146L5 147L6 145H4V143H3V145L2 146H0L1 147V149L3 148ZM9 146V147H10ZM25 146V147H26ZM33 146H34V144H33ZM40 147V146H42V145H37V147ZM50 146H52L51 144H50ZM54 146H53V148H54ZM56 146V147H57ZM92 146V147H91ZM126 146V147H125ZM129 146V145H128ZM217 146L219 147V145H218V143H217ZM7 147V146H6ZM46 147V146H45ZM95 147V148H94ZM122 147V149H120ZM182 147V146H181ZM205 147H206V152L208 153V154H210L209 156H206L205 154H207V153H205ZM13 148V147H12ZM34 148H35V146H34ZM41 148V147H40ZM40 148H36L37 150H39ZM151 149H152V147H150ZM154 148H156L155 146H154ZM180 148V147H179ZM207 148L209 149V151L207 150ZM7 149V148H6ZM9 149V148H8ZM7 149V150H8ZM17 149H20V148H17ZM15 150L11 155H8L7 157H3L2 155H5L4 153L1 155L2 157H3V162L5 163H11L12 161H15L16 162V160H18L19 161V158L25 153V151L23 150V149H21L20 151L19 150ZM36 149H32L31 151H33V150H36ZM200 149V148H199ZM4 150V149H3ZM23 150V151H22ZM42 150V149H41ZM175 150V151H174ZM181 150H182V148H181ZM204 150V151H203ZM1 151V150H0ZM40 151V150H39ZM54 151V150H53ZM89 152L91 151V150H88ZM223 151V150H222ZM7 152V151H6ZM34 152H37V151H33V152H31V153H33V154H35ZM44 152V151H43ZM43 152H42V154H43ZM48 152H49V150H48ZM214 151H212V153H213ZM8 153H9V150H8ZM39 152H37L36 154H38ZM40 153H41V151H40ZM47 153V152H46ZM53 153H55V151L54 152H52V154ZM186 153V154H187ZM205 153V154H204ZM0 154H1V152H0ZM67 154H65V155H67ZM91 154V153H90ZM230 154H231V152H229V156H230ZM32 155V154H31ZM30 154L28 155V158H27V163H30V159H34L33 158V156H31ZM39 155H41V154H39ZM46 155V154H45ZM175 155H178V154H175ZM189 155H190V153H189ZM188 155V156H189ZM227 155V157L228 158H230V160H231V162H230V164H232V167L234 168V167H239L240 166V164H239V166H237V164L238 163H236V162H238V161H236L235 163H232V159H231V157H232V155H231V157H229ZM1 156H0V158H1ZM25 156V155H24ZM27 156V155H26ZM25 156V157H26ZM35 156V155H34ZM75 156H77L76 154H75ZM264 156V155H263ZM32 157V158H31ZM78 157V159H79V162H81L80 160H89V156H86L85 154H79V156H77ZM183 157V156H182ZM22 158V157H21ZM46 158V157H45ZM44 158V159H45ZM217 158V159H218ZM4 159H5V161H4ZM43 159V158H42ZM47 159V158H46ZM45 159V160H46ZM181 159V158H180ZM252 159H254V157L252 158ZM263 159V158H262ZM24 160L26 161V159H24L23 158V160L21 159V161H23V163H24ZM36 160H37V158H36ZM39 161H40V159H38ZM47 160V161H48ZM66 160V161H65ZM75 160H77V158L75 157ZM147 160H150V162L147 164L146 163V161ZM182 160V159H181ZM194 160L196 161H198V162H194ZM21 161H20V163H21ZM39 161H35V163L38 165V163H39ZM88 162V163H92V162H94V161H92V162ZM129 162L130 161V164H131V162L134 164H132L133 165V167L132 166H130L128 163H126V164H128L127 166L124 164V167H122V165L120 164V163H122V162ZM253 161V160H252ZM14 162V163H15ZM38 162V163H37ZM40 162H42V160L40 161ZM45 162V161H44ZM49 162V161H48ZM48 162H47V164H48ZM79 162H76V164L78 165V163ZM100 162V161H99ZM98 162V163H99ZM112 162V163H111ZM123 162V163H124ZM263 162V161H262ZM16 163H18V162H16ZM20 163H18V165L20 164ZM33 163V162H32ZM32 163H30L31 165H32ZM51 163V162H50ZM50 163L48 164L49 166H50ZM87 163V162H86ZM96 163H97V161H96ZM102 163H101V165H102ZM119 164L118 165V167L116 168V166L117 165H115V164ZM192 163V164H191ZM194 163V164H193ZM29 164V165H30ZM35 164V165H36ZM45 165V166H48V165ZM52 164H51V166H52ZM100 164V163H99ZM98 164V165H99ZM147 164V165H146ZM152 164H154L155 165V167H156V169H154L153 167H152ZM14 165V164H13ZM26 165V164H25ZM27 166V167H29V169L31 168L30 166ZM33 165H34V163H33ZM34 165V166H35ZM40 165L41 164H39V168H38V166H36V167H34V168H36L37 170H35V169H33V167L31 168V172L28 170L27 172H24V171H26V170H24V168H20L21 169V171H17L16 169H14V170H16V172H13V169H12V172L13 173H11L10 175H8V180L10 179L11 181L10 182H7L4 178V176H0L1 177V179H4V180H2L1 181V179H0V197H9L10 195H14V197L16 198V197H18L17 196V194L19 193V195L21 194L20 192H17V191H23L24 190V187H22L21 185H19V184H21L22 182H25V181H27V180H25V181H23L22 179H24L26 176H28V177H31V178H33L34 179V177H38L40 174H42L43 175V172L41 173V172H38L39 170L38 169H40L41 167H40ZM57 165H59V164H57ZM57 165H55V166H57ZM63 165V164H62ZM90 165V164H89ZM93 165V164H92ZM94 165H95V163H94ZM121 165V166H120ZM217 165H218V162H217ZM262 165H264V162H263V164ZM20 166H22V164H20ZM23 166H24V164H23ZM42 166V165H41ZM44 166V165H43ZM60 167H61V165H59ZM88 166V165H87ZM100 166V165H99ZM103 166V165H102ZM222 166V165H221ZM220 165H218V168L216 167V169L218 170H220V168H222ZM259 166V165H258ZM2 166H0V168H1ZM5 167V166H4ZM6 167H7V165H6ZM24 167H26V166H24ZM94 167V166H93ZM105 167V166H104ZM220 167V168H219ZM241 167H242V165H241ZM240 167V168H241ZM48 167H44L43 169H45V171L44 172H46L47 174L45 175V178L43 179V180H46V178H48V177H51V175L49 176V172H47L46 171V169H47ZM52 168L53 167H51V170H52ZM55 168H58V166L57 167H55ZM87 168V167H86ZM116 168V169H115ZM233 168H232V170H233ZM260 168H262L263 169V167H261V164H260ZM3 169V168H2ZM11 169V168H10ZM85 169V168H84ZM224 168H222V170H223ZM235 169V168H234ZM237 169H239V168H237ZM5 170V169H4ZM9 170V169H8ZM8 170H5L6 172L8 171ZM19 170V169H18ZM50 170V172L52 173L53 172V170L51 171ZM56 170V169H55ZM162 170H165L168 174H170V173H172L173 175V177H171V178H169L168 176H167V174H166V172L164 173V174H166V175H162V176H159V171H162ZM216 170V171H217ZM41 171V170H40ZM62 171V172H61ZM61 171L59 170L58 171V174L59 173H64V169H61ZM234 171V170H233ZM68 172H69V174H68ZM127 172H129V173H134L135 174V176H139V175H141V176H139V179H138V177H136L137 178V180H136V178L135 179H133V180H131V178H133V176H127L130 180H128V178L127 179H124L125 177H126V174L125 173H127ZM142 172V174H139V173H141ZM143 172H145V173H143ZM209 173V172H212L211 173V175H208L207 173ZM219 172V171H218ZM227 172V171H226ZM225 172V173H226ZM10 173V172H9ZM57 173V172H56ZM56 173H53V175L52 176H54L55 177V175L54 174H56ZM176 173H178V172H176ZM204 173H206L205 175L207 176L208 175V177H201V176H203L204 175ZM217 173V172H216ZM215 173V174H216ZM0 174H2L3 175V173H1L0 172ZM45 174V173H44ZM123 174H125V177L123 178L124 180H122L121 178H122V175ZM162 174V173H161ZM218 174V173H217ZM48 175V176H47ZM60 175V174H59ZM129 175H131V174H129ZM153 175V177H154V175L157 177H154L155 179H158L161 183H162V185L161 186H163V187H161L160 185V191H158V190H156V189H159L158 187L156 188V189H153V185H151V184H153L152 182H150L151 184V186L149 185V184H147V182L148 181H152V179H149V178H151V176ZM214 175V180H213V178L211 177V176H213ZM57 176V175H56ZM65 176H67V177H65ZM73 177V178H71V177ZM148 176H149V178H148ZM210 176V177H209ZM233 175H231V177H232ZM4 177V178H3ZM7 177V176H6ZM42 177H44V175L42 176ZM59 177V176H58ZM61 177V176H60ZM70 177V178H69ZM121 177V178H120ZM141 177V178H140ZM201 177V178H200ZM53 178V177H52ZM51 178V179H52ZM62 178V177H61ZM60 178V179H61ZM147 178L149 179V180H147ZM41 179V180H42ZM50 179V178H49ZM75 179V180H76ZM22 180V181H21ZM40 180V179H39ZM38 179H37V181H39ZM42 180V181H43ZM58 180V181H57ZM86 180V181H87ZM135 180V181H134ZM183 180V179H182ZM255 179H251V181H252V185L254 184L253 183V181H254ZM21 181V183H19ZM33 181V180H32ZM36 181V182H37ZM60 180L59 179H56V182H59ZM62 181V180H61ZM79 181V180H78ZM78 181H76L77 183H78ZM180 181H181V179H180ZM257 181V180H256ZM261 181V180H260ZM259 180L257 181V183H256V187H257V185L259 184V182H260ZM18 182V185L19 186H16L15 184ZM28 182V181H27ZM44 183H43V185H36V184H32L31 183V185L29 186V188H26L27 190H30L31 188V191L32 190H34V193H35V191H36V189H37V191H36V193L38 192V190H42L43 191V189H47L46 187H48V185L50 184V182H54L53 180H50V182H49V184L47 185V183H45V181H43ZM75 182V183H76ZM100 182H102V183H100ZM155 182H156V180H155ZM154 182V183H155ZM177 183H178V181H176ZM175 182V183H176ZM182 182V181H181ZM214 183V188H212V187H208L209 185H212V183ZM228 182H231V183H228ZM262 182V181H261ZM26 183V182H25ZM24 183V184H25ZM55 183V182H54ZM54 183H52V185L54 184ZM60 183V185H61V183L62 182H59ZM66 183V184H65ZM149 183V182H148ZM157 183L159 184V182L157 181ZM166 183V185L168 186V184ZM170 183H169V185H170ZM235 184V187H234V185L232 186V188H230L229 186L228 187H225L227 184L228 185H230L231 186V184ZM237 183H238V185H237ZM251 183V182H250ZM23 184V185H24ZM28 184V183H27ZM27 184H25V187H28V185ZM79 184V183H78ZM106 184V185H105ZM180 184V183H179ZM184 184V183H183ZM185 184H186V182H185ZM243 184V183H242ZM56 185V184H55ZM178 185V184H177ZM187 184L185 185V186H188ZM217 185H223V186H217ZM260 185V184H259ZM258 185V186H259ZM54 186V185H53ZM155 186H157L156 185V183H155ZM154 186V187H155ZM176 186V185H175ZM174 186V187H175ZM179 186V185H178ZM178 186H177V188H178ZM180 186H181V184H180ZM255 186V185H254ZM260 186H262V184L260 185ZM264 186V185H263ZM262 186V187H263ZM64 187V188H63ZM125 187V188H126ZM207 187L210 189V188H212L213 190H212V192H211V194L212 195H214V196H217V195H220V198L222 199V198H224L223 199V201H222V203H221V205H220V203L218 202V203H216V202H214V201H211L209 198H208V196H205V194H199L197 191H199V190H204V188L205 189H207ZM50 188H52V187H50ZM56 188V187H55ZM54 188V189H55ZM75 188V187H74ZM77 188H75V189H77ZM123 189V190H126V189ZM168 188H170L169 190H171L172 188L171 187H168ZM183 189V187L181 186L179 189ZM260 188V187H259ZM23 189V190H22ZM25 189V190H26ZM59 189V188H58ZM120 189V188H119ZM128 189V188H127ZM130 189V190H131ZM152 189L153 190H155V191H152ZM166 189V188H165ZM197 189V190H196ZM252 189H253V187H252ZM263 189V188H262ZM52 190V189H51ZM57 190V189H56ZM66 190V189H65ZM64 190V191H65ZM117 190H118V188H117ZM116 190V191H117ZM138 190V191H137ZM164 190V189H163ZM162 190V191H163ZM226 190H230L232 193H234L235 194V196L237 195V198H232V199H230L231 197H232V195H231V193H230V195H231V197H229L228 198V196H229V192L227 193V192H225ZM46 191L47 190H44L43 192L44 193H46ZM54 191V190H53ZM58 191V190H57ZM60 191V190H59ZM58 191V192H59ZM96 191H94V192H96ZM115 191V192H116ZM128 191V190H127ZM149 191H147V192H149ZM168 191V190H167ZM185 191H186V189H185ZM191 191H193V190H191ZM254 191H255V189H254ZM16 192H17V194H16ZM24 192H29V191H24ZM24 192H23V194L22 195H24L25 196V198H26V194H24ZM61 192V191H60ZM69 192H71V193H69ZM101 192V191H100ZM103 192V191H102ZM126 192V191H125ZM129 192H131V191H129ZM171 192V191H170ZM183 192V191H182ZM201 192V191H200ZM203 192H205V191H203ZM225 192V195H226V193H227V196H225L223 193ZM263 192H264V189H263ZM39 193H41V192H39ZM57 193V192H56ZM55 193V194H56ZM67 193V192H66ZM128 193V192H127ZM136 193V194H137ZM169 193V192H168ZM180 193V192H179ZM206 193V192H205ZM210 193V192H209ZM38 194V193H37ZM36 194V195H37ZM48 194V193H47ZM47 194H44V196L43 197H41L40 198V196H42L43 194H38V195H40V196H38V197H30L31 199L29 200L28 199V201H27V203H25V206H21L22 204H20V202H21V199H17V200H20V202L17 204L18 206H20V208L19 207H13L12 206V208L8 205V204H5L6 202H5V199L6 198H4V204H2V205H4V206H2L1 205V201H3V200H1L0 199V222H1V220H2V217H3V221L4 222H1L0 223V229L1 228H4V230H6L5 232H7V233H9V230L10 231H16V233H17V231H19V230H22L23 231V229H24V233L26 232L25 231V228H28V227H26L27 226V223H30L31 221H32V219H35L34 217H32V215L30 216L31 217V219L29 218V215L27 216L26 215V217H27V220H28V218L30 219V222H29V220L27 221V220H23V217L21 216V220L20 221H18L17 222V220H14L15 222H11V221H9V222H11V223H9L8 222V220H10L12 217H15V218H19V217H16L21 211H22V213H23V211L26 209V208H29V209H32L31 211L32 212H34L33 214H36L37 215V217H38V221L40 222V221H43V220H45V219H47V221L46 222H42V223H47V222H49V224H46V228H48V226L47 225H51L52 223V225H54V226H52L53 228L52 229H54L52 232L50 231V233H49V230L47 231V230H43L44 232H42L41 231V233H44V235L46 236H44L45 238H42L43 240H39L38 238L40 237V235L38 234V233H40V232H37L35 229L37 228L36 226H34V227H36L35 229H34V232H37V233H33V234H30V235H33L32 236V238L33 237H35L36 236V234H38V236L39 237H36L39 241H41V243L40 242H38V240H34L35 242H37V243H34V242H32V243H29V242H27L26 240H27V238H28V240H30V241H32L33 239L31 238V236H29V237H27L26 239H24L26 236H27V234H25L24 236H23V233H22V231H21V233L20 232H18V233H20V234H22V237H24V238H21V235H17L15 232V234L17 235V236H20L19 238L20 239H24V241L22 240V241H20L18 238H16V236H14V235H11V236H13L12 238H14V242H16L17 240V242L15 243L16 244V246L14 247V245H11L12 247H14V249H15V251H13V252H15V255L14 254H12L13 252L11 251V250H14V249H12V247H10L11 248V250H8V249H10L9 247H8V249H7V247H5V246H3L4 248H6L7 249V251L9 252L10 251V253H3V252H1V253H3V254H1L0 255V263L2 262L3 263V259L5 258H9V257H11V258H13V256H14V258L16 257V258H19V259H24V260H26L25 261V263L26 264H33V262H35V260L37 259V255H40V257L41 256H44L41 252H45V251H49V253H47L48 254V256H46V253H45V256L47 257V264H49L50 263V261L48 262V260L50 259V258H57L56 260H58V258H61L65 253H67L66 251L69 249V251L71 252V251H78L77 253L79 254V251H85L86 250V252H87V255L89 256V252L93 255H90V256H92V258L94 257V258H96V257H99V253H100V256L103 254L102 252L104 251V248L105 249H109V248H112V247H114L116 250H118L119 252H120V250L122 251V250H124L123 248L126 246H124L122 243H121V241H120V244H117V245H113L112 243V241H111V239L109 238V235H110V233H111V235H112V232H113V229H112V232H109L108 234H107V232L108 231H111L110 229L108 230V229H106L101 223V225L100 226H102V227H100L99 226V228H98V233L97 234H94V232H93V235L96 237V238H98V237H100V238H102L101 239V241L102 240H104V241H102V245H101V248H100V246L98 247L97 245H93L94 247H96L97 246V248L98 249H102L101 251H93L94 253H96L97 252V256L95 257L94 255L95 254H93L90 250H92V249H90L91 247H93L92 245H91V247L90 246H88V244H89V242H90V240L88 241V244H87V239H83L82 238V236H81V238L82 239H80V238H78L79 240H77V241H75V244H71V243H73V242H71L70 244H69V242L65 239V242H63L64 241V238H63V236H65V234H67V230H69V229H66V228H64L63 226L66 224V227H67V225H69V223L67 224V222L65 223V221H63L64 223V225L62 226V228L61 229H57V227L58 226H56L57 225V223H55V221L56 220H58V216H57V214L59 215L61 212H60V210H61V207H60V205H57V204H54L53 202V204L50 202V201H48L49 199V197L47 198V196L49 195H47ZM94 194V193H93ZM96 194V193H95ZM117 194H118V192H117ZM116 194V196H118ZM128 194H130V193H128ZM145 194V193H144ZM154 194V195H155ZM164 194V195H163ZM170 194H172V192L170 193ZM170 194H168L169 195V197L171 198V196H170ZM35 195V196H36ZM46 195V196H45ZM52 196H56V198H53V200H55V199H57L58 197H59V194H58V197H57V194L56 195H53V194H51ZM60 195H61V193H60ZM79 195V196H78ZM97 195V194H96ZM106 195H108V194H106ZM109 195H111V194H109ZM159 195V196H158ZM221 195H223V196H225V197H222ZM50 196V195H49ZM63 196H64V194H63ZM75 196V197H74ZM99 196V195H98ZM138 196V195H137ZM164 196V197H163ZM234 196V195H233ZM28 197V196H27ZM48 199H46V198ZM67 197V196H66ZM69 197V196H68ZM71 197V199H73ZM210 197H212V196H210ZM250 197H252V195H250ZM258 196H257V194H256V198H257ZM24 198V197H23ZM59 198H62V195H61V197H59ZM64 198H65V196H64ZM64 198H62L63 199V201H64ZM70 198V197H69ZM78 198V199H77ZM94 198V197H93ZM107 198V197H106ZM117 199H118V197H116ZM166 198H168V197H166ZM169 198V199H170ZM254 198V197H253ZM13 199V198H12ZM77 199V200H76ZM108 199V198H107ZM109 199H111L112 200V197L111 198H109ZM116 199V201H118ZM173 199V198H172ZM227 199V200H226ZM250 199V198H249ZM252 199V198H251ZM263 199V198H262ZM261 199V200H262ZM7 200V199H6ZM15 200V199H14ZM16 200V202H18ZM27 200V198L24 200V201H26ZM52 200V199H51ZM59 200H61V199H59ZM69 200V199H68ZM91 200V199H90ZM92 200H94V199H92ZM111 200H107V202H105V203H101L102 205V207H100V208H98V206H100V205H98V206H96V204L95 203H97L96 201H93V203H94V205L92 204V207L93 206H96L98 209H101V208H104V209H106V208H108L109 206H111L113 203H110L111 202ZM150 200H151V203H150ZM188 200V199H187ZM218 200H220L219 199V197H218ZM217 200V201H218ZM9 202H10V200H8ZM23 201V202H24ZM58 201V200H57ZM56 201V202H57ZM62 200H61V202H63ZM65 201H67V199H65ZM63 202V203H61V204H63V206L65 205V203L66 202ZM98 201V200H97ZM103 201V200H102ZM106 201V200H105ZM112 201H114V200H112ZM172 201V200H171ZM246 201V200H245ZM253 201V200H252ZM257 201V200H256ZM12 202H14V201H12ZM55 202V203H56ZM188 202V201H187ZM192 202V201H191ZM244 202V201H243ZM251 202V201H250ZM263 202V201H262ZM11 203V202H10ZM9 203V204H10ZM22 203V202H21ZM58 203H59V201H58ZM70 203V202H69ZM74 202H72V204H73ZM90 203V202H89ZM99 203V202H98ZM119 203V202H118ZM163 203V204H164ZM15 204V203H14ZM110 204V205H109ZM114 204H115V202H114ZM149 204H151V205H149ZM155 204V203H154ZM153 204V205H154ZM156 204L154 205V206H156ZM163 204H161L160 203V205H161V207L162 206H164ZM187 204V203H186ZM223 204V205H222ZM247 204H248V201H247ZM11 205V204H10ZM67 205L68 206H70L69 204H66V208H67ZM88 205V204H87ZM120 205V204H119ZM127 205V204H126ZM128 205H130L131 206V204H128ZM143 205V204H142ZM171 205V204H170ZM261 205L262 206H264V203L262 204L261 203ZM2 206V207H1ZM6 206H8V207H6ZM88 206H90V205H88ZM136 206V205H135ZM139 206V205H138ZM157 206H159V205H157ZM166 206H167V203H166ZM166 206H165V210H166ZM10 207V209H8ZM22 207V208H21ZM111 207H113V205L111 206ZM121 207V206H120ZM146 207V206H145ZM149 207H147V208H149ZM167 207H169V206H167ZM13 208H17V209H13ZM19 208V209H18ZM66 208H64L65 210H66ZM69 208H67V210L69 209ZM91 208V207H90ZM131 208H133V207H131ZM154 208V207H153ZM153 208H152V212H153ZM156 208V207H155ZM154 208V209H155ZM163 208V207H162ZM186 208V207H185ZM264 208V207H263ZM33 209H34V211H33ZM87 209V208H86ZM111 209V208H110ZM118 209V208H117ZM123 209V208H122ZM130 209V208H129ZM129 209H127V210H129ZM135 209V208H134ZM133 209V210H134ZM137 209V208H136ZM150 209V208H149ZM149 209H147V210H149ZM163 209V210H164ZM190 209H191V206H190ZM63 210V209H62ZM71 209H69V211H70ZM85 210V209H84ZM90 210V209H89ZM108 210V209H107ZM119 210H120V208H119ZM125 211V212H123L122 214H124V213H126V212H129V211ZM156 210V209H155ZM159 210V211H158ZM158 210H157V212L159 213L161 210H160V208H158ZM163 210H162V214L164 213L163 212ZM184 210H186V209H183V211ZM224 210V211H225ZM261 210H262V208H261ZM260 210V211H261ZM68 211V212H69ZM100 211V210H99ZM131 211V210H130ZM151 211V209L148 211V213ZM190 211V210H189ZM257 211V212H256ZM26 212H28V210L26 211ZM30 212V211H29ZM63 212V211H62ZM67 212V211H66ZM66 212H63V213H66ZM68 213L69 215L70 214H72V213ZM144 212H146V211H144ZM156 212V213H157ZM167 211H165V213L163 214V217H164V215H166V214H168L169 215V210H168V212L166 213ZM186 212V211H185ZM229 212H228V217H229V219L232 217H234L233 219H235V215H233L232 213H230L229 214ZM22 213H20V214H22ZM63 213H62V216H61V218L64 216L63 215ZM93 213V212H92ZM101 213V212H100ZM135 213V212H134ZM134 213H133V215H132V213H126L127 214V217H129L128 216V214H130V215H132V216H134ZM161 213V212H160ZM189 213V212H188ZM223 213H225V212H223ZM222 213V214H223ZM259 213H261V212H259ZM23 214H25V213H23ZM22 214V215H23ZM26 214H32L31 212L30 213H26ZM89 214V213H88ZM94 214V213H93ZM92 214V215H93ZM96 214V213H95ZM98 214V213H97ZM162 214H161V216H162ZM187 214V213H186ZM189 214H191V213H189ZM189 214H187V215H189ZM212 214V215H213ZM231 214L233 215V216H231ZM68 215V216H69ZM73 215V214H72ZM125 215V214H124ZM139 215V214H138ZM158 215V214H157ZM168 215L167 216H165L164 217V219L165 218H167L168 217ZM216 215V214H215ZM231 217H230V216ZM20 216V215H19ZM65 216H66V214H65ZM64 216V217H65ZM91 216V215H90ZM94 216V215H93ZM93 216H91V217H93ZM97 216V215H96ZM103 216V215H102ZM137 216V215H136ZM183 217H187V216H184V214L182 215ZM211 216V215H210ZM209 216V217H210ZM217 216V215H216ZM218 216H219V213H218ZM227 216H225V214H224V217H223V215H221V216H219V220H217V218H216V220H217V222L215 221V223H214V221H210L208 218V220L205 222L206 223V227L205 228H207V230H213L214 231V233L215 234H217L218 236H215V237H213V238H215L214 240L211 238V240H213V241H209V239H208V242H206L207 244L210 242V244L212 243L213 245H216V247L215 248H217L218 247V245H219V247L221 248V250H219L218 249V251L216 250V249H214L213 247V245L211 244V246H213V247H211L210 248V246H209V244L208 245H206V246H209L208 248H210V249H214V253L212 254V252L210 251V253H211V255L213 256L214 254V259H210V261H212V262H207L208 264H240V262L239 261H245V264L247 263V264H251V262L249 263V261H254L253 262V264H255V259H256V257H255V259H253L252 260V257L253 256H256V255H254V252L253 253H249L250 255V257L248 256V254H246V258L248 257L249 259H246L245 258V255L244 256H242V254L243 253H241V252H246L245 250L247 249V247H249L250 249H251V252L253 251V249H254V245H256V248L258 249V250H262L263 251V254H264V247H263V249L261 248L263 245H264V240L263 239H261V241H258L257 242V240L259 239V237H262L261 235H263V237L262 238H264V234L262 233H260L258 236H255V237H258V239L255 241V239L253 238V236L255 235V232H248V231H246V230H242L243 232L242 233H249V236L251 235L250 233H252V235H253V233H254V235L252 236V238L253 239H251V245H250V243L248 242H245L243 245H241V242H243V241H245V240H247V239H243L242 238V235L240 234H236V235H239V237L241 238V239H243V241H241V239L239 240H237L236 241V238L233 240V237L228 233V231H226V230H229V229H227V227H226V225H228V223L226 222L227 220L225 219H223V218H225V217H227ZM57 217V218H56ZM74 217V216H73ZM78 217V216H77ZM135 217V216H134ZM173 217V216H172ZM171 217V218H172ZM190 217V216H189ZM204 217H206V216H204ZM208 217V216H207ZM223 217V218H222ZM257 217V216H256ZM264 218V216L262 215V216H260V219L262 220V218ZM25 218V217H24ZM66 218H68L67 216H66ZM65 218V219H66ZM69 218H71L70 216H69ZM98 218V217H97ZM100 218V217H99ZM126 218V217H125ZM135 218H137V217H135ZM157 218H159V216L157 217ZM162 218V217H161ZM188 218V217H187ZM202 218V217H201ZM223 219V221H225V223L224 224H226L225 225V227L223 226V225H221V221L220 220H222ZM239 218V219H240ZM14 219V218H13ZM64 219V218H63ZM75 219V218H74ZM74 219H71V220H74ZM94 219V218H93ZM133 218H131V220H132ZM179 220L180 219H182V218H178ZM191 219V218H190ZM189 218H188V221L190 220ZM259 219V220H260ZM49 220V221H48ZM69 220V219H68ZM67 220V221H68ZM88 220V219H87ZM100 220V219H99ZM129 220V219H128ZM128 220L126 221V222H128ZM134 220V219H133ZM192 220V219H191ZM190 220V221H191ZM203 220V219H202ZM202 220H200V221H202ZM238 220V219H237ZM258 220V219H257ZM256 220V221H257ZM25 221H27V223L25 222ZM35 221V220H34ZM50 221L52 222L51 224H50ZM98 221V220H97ZM178 221V220H177ZM186 221V220H185ZM187 221V222H188ZM231 221V220H230ZM234 222L236 221V220H233ZM232 221V222H233ZM239 221V220H238ZM263 221H264V219H263ZM36 222V221H35ZM57 222V221H56ZM74 221H72V223H73ZM88 222V221H87ZM92 222V221H91ZM173 222V221H172ZM179 222V221H178ZM229 222V221H228ZM231 222V224H234V223H232ZM12 223H14V224H12ZM34 223V222H33ZM61 223H62V221H61ZM71 223V222H70ZM71 223V224H72ZM75 223L76 224H78L77 222H76V220H75ZM98 224H99V222H97ZM107 223V222H106ZM123 223V222H122ZM181 223V222H180ZM195 223V222H194ZM204 223V222H203ZM220 223V224H219ZM261 223V222H260ZM38 224V223H37ZM56 224V225H55ZM75 224V225H76ZM111 224V223H110ZM127 223H125V224H123V225H126ZM174 224V223H173ZM191 224V223H190ZM238 224V223H237ZM250 224V225H249ZM259 224V223H258ZM29 225V224H28ZM33 225L34 224H32V227H33ZM81 225V224H80ZM95 225V224H94ZM180 225V224H179ZM185 224H183V226H184ZM234 225H236V222H235V224ZM242 225V226H243ZM260 225V224H259ZM39 224H38V231L40 230L39 229ZM55 226H56V229H55ZM70 226V225H69ZM96 226V225H95ZM113 226V228H114V225H112ZM186 226V225H185ZM188 226H189V224H188ZM201 226H203V224L201 225ZM201 226H200V229H201ZM205 226V225H204ZM236 226H239V225H236ZM240 226H241V224H240ZM31 226H30V228H29V230L30 229H33ZM94 227V226H93ZM121 227H123V226H121ZM173 227H175V225L173 226ZM187 227V226H186ZM254 227V225L252 226V228ZM40 228H42V226H40ZM43 228H44V225H43ZM49 228H51V227H49ZM82 228V227H81ZM176 228V227H175ZM178 228H179V226H178ZM184 228V227H183ZM194 228H195V226H194ZM239 228H241V227H238V229ZM242 228H244V227H242ZM252 228H251V231H252ZM181 229V228H180ZM188 228H186V230H187ZM202 229H203V227H202ZM245 229V228H244ZM253 229H255V228H253ZM3 230V231H4ZM42 230V229H41ZM57 230V231H56ZM108 230V231H107ZM169 230V229H168ZM167 230V231H168ZM178 230V229H177ZM205 230V229H204ZM247 230H249V229H247ZM256 230V229H255ZM254 230V231H255ZM33 231V230H32ZM45 231H47V232H45ZM91 231H96V229L95 230H91ZM188 231V230H187ZM200 232H201V230H199ZM203 231V230H202ZM241 231V230H240ZM261 231V230H260ZM88 232H90V231H88ZM165 232H166V230H165ZM199 232V233H200ZM229 232H230V230H229ZM2 233V232H1ZM0 233V234H1ZM6 233V234H7ZM28 233V232H27ZM30 233V232H29ZM179 233V232H178ZM180 233H182V232H180ZM196 233V232H195ZM198 233V234H199ZM226 233H228V234H226ZM233 233V232H232ZM231 233V234H232ZM235 233V232H234ZM233 233V234H234ZM3 234H5V233H3ZM2 234V236L0 235V245L1 244H5L6 245V241H8V242H10L9 241V237L11 238V236H9L8 237V240H7V236H6V234L5 235H3ZM46 234H48V236L46 235ZM70 234V233H69ZM165 234V233H164ZM167 234V236L168 237H170L169 235V233L167 232L166 233ZM173 234V233H172ZM197 234V233H196ZM209 233H207V235H208ZM215 234H213V236L215 235ZM10 235V234H9ZM81 235V234H80ZM98 237H97V236ZM194 235V234H193ZM192 235V236H193ZM204 235V234H203ZM211 235V234H210ZM209 235V236H210ZM41 236H43V235H41ZM92 235H91V233L89 234V236L88 237H91ZM166 235H164L163 237H165ZM177 236V235H176ZM198 236V235H197ZM196 235L194 236V237H196V238H194V239H197L198 237H197ZM206 236V235H205ZM233 236H235V235H233ZM245 236H248V235H245ZM244 236V237H245ZM68 237V236H67ZM66 237V238H67ZM94 237V238H95ZM126 237V236H125ZM148 237V236H147ZM201 237V236H200ZM29 238H31V239H29ZM69 238V237H68ZM67 238V239H68ZM73 238V237H72ZM71 238V239H72ZM99 238V239H100ZM113 238V237H112ZM127 238H129V237H127ZM126 238V239H127ZM192 238V237H191ZM202 238H203V236H202ZM250 238V237H249ZM15 239H16V241H15ZM61 239H62V242H61ZM89 239V238H88ZM93 239V238H92ZM133 239V238H132ZM164 240L166 239V238H163ZM162 239V240H163ZM177 239V238H176ZM185 238H183V240H184ZM188 239H189V237H188ZM199 239V238H198ZM197 239V240H198ZM75 239H73V241H74ZM128 240H130L131 241V239H128ZM163 240V241H164ZM169 240V239H168ZM167 240V241H168ZM182 240V241H183ZM186 240H187V237H186ZM190 240V239H189ZM188 240V241H189ZM196 240V241H197ZM249 240V239H248ZM247 240V241H248ZM252 240H253V244L254 245H252ZM20 241V242H19ZM43 241V242H42ZM175 241V240H174ZM196 241H192L193 243L194 242H196ZM199 241V240H198ZM206 241H207V239H206ZM238 242V243H236V242ZM250 241V240H249ZM11 242H12V240H11ZM104 242V243H103ZM128 242V241H127ZM126 242V244H128ZM159 242V241H158ZM233 242H235V243H233ZM34 243V244H33ZM94 243V242H93ZM115 243H118V242H115ZM133 243V242H132ZM131 243V244H132ZM137 243V242H136ZM156 243V242H155ZM175 243H176V241H175ZM189 243H190V241H189ZM196 243H198V242H196ZM202 243H204V242H202ZM219 243V244H218ZM8 244V243H7ZM10 244V243H9ZM12 244V243H11ZM130 244V243H129ZM146 244H148V243H146ZM164 244V243H163ZM184 245H186L185 243H183ZM199 244V243H198ZM205 244V243H204ZM224 245V246H222V245ZM144 245V244H143ZM142 245V248H144L145 250L143 251V252H147V249L146 248H148V247H144V246H146V245H144L143 246ZM157 245H159V244H157ZM162 245V244H161ZM170 245V244H169ZM168 245V246H169ZM180 246V244L179 243H177V244H175L174 246ZM190 245V244H189ZM245 245V246H244ZM247 245V246H246ZM249 245V246H248ZM9 246V245H8ZM69 246V247H68ZM131 246V245H130ZM166 246H167V244H166ZM193 246V245H192ZM196 246V245H195ZM201 246H202V244H201ZM250 246H252L253 247V249H252V247H250ZM258 246V247H257ZM84 247V249L83 250H78V248H83ZM165 247V246H164ZM185 247V246H184ZM186 247H187V245H186ZM198 247V246H197ZM205 247V246H204ZM203 247V248H204ZM218 247V248H219ZM46 248H48V250H45ZM65 248H67L66 250H65V253H64V249ZM113 248V249H114ZM127 248V247H126ZM194 248H196V247H194ZM1 249H2V247H1ZM45 251H44V250ZM112 249V250H113ZM148 249H150V248H148ZM164 249V248H163ZM167 249V247L164 249V250H166ZM174 249H178V248H174L172 245H170L169 247H168V251H167V253H170V252H172ZM197 249V248H196ZM200 249V248H199ZM204 249H206V248H204ZM4 250V249H3ZM2 250V251H3ZM139 250V248L136 250V252ZM164 250L162 251V252H164ZM188 250V249H187ZM187 250H185V251H187ZM238 250H239V253H238ZM257 250V251H258ZM106 251V250H105ZM131 251H133V250H131ZM177 251V250H176ZM180 251V250H179ZM183 251V250H182ZM190 251V250H189ZM234 251H236L240 256H241V258L242 257H244L246 260H248V262L244 259V258H242V259H240V260H235V259H237V258H235V259H233V260H231L234 256H232V252L234 253ZM248 251H250V250H248ZM254 251H256V249L254 250ZM64 254H63V253ZM67 253V255H69V254H72V253ZM76 252H73V254L75 255V254H77ZM86 252H82L83 254L81 255V256H83L84 257V254L86 253ZM117 252V251H116ZM192 252V251H191ZM197 252L198 251H196L195 253L197 254ZM206 252V251H205ZM231 252V253H230ZM42 255H41V254ZM104 253H106L107 254V252H104ZM121 253V252H120ZM124 253V252H123ZM123 253H121V254H123ZM147 253H149V252H147ZM165 253V252H164ZM209 253V252H208ZM228 253H230L229 255H231L232 257H231V259H226V258H228L227 257V255H228ZM259 253L261 254V252L259 251ZM5 254V255H4ZM77 254V255H78ZM121 254H119V255H121ZM178 254H180L181 255V252L180 253H178ZM192 254V253H191ZM195 254V255H196ZM204 254V253H203ZM260 254H258V255H260ZM67 255H65L64 257V260L65 259H67L68 258V256ZM77 255H75V256H77ZM111 255H113V256H111ZM111 255H109V257L111 256V258H110V260H112V261H114L115 260V257H114V253L112 254L111 253ZM145 255V254H144ZM163 255V254H162ZM177 255V254H176ZM194 255V256H195ZM210 255V254H209ZM208 255V256H209ZM5 256H7V257H5ZM37 256V257H36ZM67 256V257H66ZM72 256V257H71ZM74 256V257H75ZM85 256H86V254H85ZM87 256V257H88ZM90 256H89V260H92L91 258H90ZM105 256V255H104ZM165 256V255H164ZM168 256H169V254H168ZM193 255H192V257H194ZM35 257H36V259H35ZM48 257H50L49 259H48ZM73 257V255H70V258H74ZM86 257V258H87ZM108 257V256H107ZM172 257V256H171ZM177 257V256H176ZM181 257H183V256H181ZM191 257V258H192ZM197 257V256H196ZM198 257H200V255H198ZM204 257V256H203ZM207 257V256H206ZM11 258H9V259H11ZM15 258V259H16ZM39 258V257H38ZM76 258V257H75ZM82 258V257H81ZM93 258V260H95V261H97L98 259L100 260V258H98V259H94ZM106 258V257H105ZM178 258V257H177ZM184 258V257H183ZM186 258V257H185ZM184 258V259H185ZM254 258V257H253ZM4 259V261H7V259L5 260ZM69 259V258H68ZM78 259H80V256H79V258ZM77 259V260H78ZM83 259V258H82ZM124 259V258H123ZM142 259V258H141ZM156 259V258H155ZM168 259V258H167ZM166 259V260H167ZM172 259V258H171ZM194 259V258H193ZM192 259V260H193ZM196 259V258H195ZM194 259V260H195ZM20 260V261H21ZM34 260V261H33ZM40 260V259H39ZM61 260V259H60ZM63 260V261H64ZM75 260V259H74ZM73 260V262H75ZM102 260V259H101ZM103 260H105V259H103ZM102 260V261H103ZM107 260V259H106ZM105 260V261H106ZM109 260V261H110ZM144 260V259H143ZM170 260V259H169ZM177 260V259H176ZM181 260V259H180ZM179 260V261H180ZM191 260V259H190ZM11 261V260H10ZM9 261V263H11ZM42 261H43V263H44V259L42 258L41 259V263H42ZM54 261V260H53ZM52 261V262H53ZM62 261V260H61ZM67 261V260H66ZM68 261H70V259L68 260ZM82 261V260H81ZM81 261H79V263L81 262ZM87 260H84L83 261V263L85 264H90V263H88V262H86ZM94 261V262H95ZM101 261V262H102ZM111 261V262H112ZM116 261V260H115ZM145 261V260H144ZM164 261V258L163 257H159L158 258V261H157V264H164V263H162ZM173 261V260H172ZM171 261V262H172ZM184 261V260H183ZM205 261V260H204ZM14 262V261H13ZM12 262V263H13ZM22 262V261H21ZM36 262H37V260H36ZM40 262V261H39ZM60 262V261H59ZM77 262V261H76ZM89 262H91V261H89ZM100 262V261H99ZM133 262V261H132ZM150 262V261H149ZM148 262V263H149ZM156 262V261H155ZM154 262V263H155ZM181 262L182 261H180V263L179 264H181ZM196 262V261H195ZM199 262V261H198ZM198 262H196V263H198ZM257 262V261H256ZM263 262H264V259H263ZM263 262H261L262 264H264ZM15 263H18L17 262V260L15 261ZM38 263V262H37ZM37 263H35V264H37ZM41 263H39V264H41ZM42 263V264H43ZM61 263V262H60ZM63 263V262H62ZM93 263V261L91 262V264ZM96 264H99V263H97V262H95ZM103 263H105V262H103ZM107 263V262H106ZM105 263V264H106ZM109 263V262H108ZM114 263V262H113ZM125 264H126V262H124ZM128 263V262H127ZM136 263V262H135ZM142 263H143V261H142ZM141 263V264H142ZM145 263V262H144ZM148 263H145V264H148ZM168 263V262H167ZM189 263H193V262H189ZM189 263H186L185 262V264H189ZM195 263V264H196ZM205 263V262H204ZM206 263V264H207ZM261 263H258V264H261ZM24 264V263H23ZM45 264V263H44ZM51 264V263H50ZM54 264V263H53ZM71 264H73L72 262H71ZM78 264V263H77ZM81 264V263H80ZM94 264V263H93ZM111 264V263H110ZM115 264V263H114ZM140 264V263H139ZM170 264V263H169ZM175 264V263H174ZM184 264V263H183ZM194 264V263H193ZM199 264H203V262L201 263H199Z\"/></svg>",
	"mask_w": 264,
	"mask_h": 264
},
{
	"label": "rangeland",
	"instance_id": "rangeland-1",
	"mask_svg": "<svg viewBox=\"0 0 264 264\" xmlns=\"http://www.w3.org/2000/svg\"><path fill=\"white\" fill-rule=\"evenodd\" d=\"M1 2H0V16L2 17V19H1V17H0V36L2 37V35H3V38L1 39V37H0V45L2 46V48H1V46H0V70H2L3 69V67H4V73L5 74H7V73H9V72H7L8 70H12V69H10L11 67H13V66H15L14 67V71H15V68H16V72H14L13 70L11 71V73H9V74H7V75H5V74H2L1 76H0V91L2 92V95L0 94V107H2L1 109H0V141L4 138V140H3V143H4V145H6L5 147L3 146V148L1 149V147H0V152H1V154H0V156L4 153L5 155H2L4 158L5 157H7L8 155H11L17 148H20V149H17V150H21V149H23L24 151H25V153L19 158V161L18 160H16V162H18V163H20V161H21V159L23 160V158L24 159H26V161L24 160V163H23V161H21V163L20 164H22V166H20V164L18 165V163H16L15 161H12L11 163L9 162H3V157L1 156V158H0V166H2L1 168H0V172L1 173H3V175L2 174H0V176H4L3 178L7 181V182H10L11 180L9 179L8 180V175H10L11 173H13V172H16V170L17 171H21V169L22 168H24V170H26V171H24V172H27L28 170L30 171L31 170V168L36 164L35 163V161H39L38 159H40V161L42 160V162H40L39 161V163H38V165L36 164L34 167H36V166H38V168H39V164H41L40 165V169H38L39 171L38 172H43V175H44V177H42L43 175L42 174H40L37 178L36 177H34V179L33 178H31V177H28V176H26L24 179H22L23 181H25V180H27V181H25V182H22L21 183V181L19 182V183H21V184H19V185H21L22 187H24V190L23 191H17V192H20L21 194L19 195V193L17 194V192H16V194H17V196L18 197H14V195H10L9 197H0V199L1 200H3V201H1V205L2 204H4L5 202V204H8L11 208H12V206L13 207H19L20 208V206H18L17 204L20 202V200H17L20 196V198L19 199H21V202H20V204H22L21 206H25V203H27V201H28V199L30 200L32 197L34 198V197H38V196H40L41 194H43L42 196H40V198L41 197H43L44 196V194H47L48 196H47V198L49 199H47L46 197V199L48 200V201H50L51 203L53 202L54 204H57V205H60V207H61V210H60V214L58 215L57 214V216H58V220H56L55 221V223H57V225L56 226H58L57 227V229L59 228V229H61L62 228V226L64 225L63 223V221H65V223L67 222V224L69 223V225H67V227H66V224L63 226L64 228H66V229H69V230H67L68 232H67V234H65V236H63V238H64V241L63 242H65V239L69 242V244L71 243V242H73V243H71V244H75V241H77V240H79L78 238H80V239H82L84 236V240L85 239H87V244H88V241L90 240V242H89V244H88V246H90L91 247V245L93 246H95V245H97L98 247L100 246V248H101V245H102V241H104V240H102L101 241V239L102 238H100V237H98L97 235V237L98 238H96L94 235H93V232H94V234H97L98 233V228H99V226L102 224L106 229H110L111 231H108L107 232V234L109 233V232H112V229H113V232H112V235H111V233H110V235H109V238L111 239V241L113 242L112 244L115 246V245H117V244H120V241H121V243L125 246L123 249L124 250H120V252L121 253H123V254H121L118 250H116L114 247H112V248H109V249H105L104 248V251L102 252L103 254L100 256V253L98 254L99 255V257H96L97 256V252L96 253H94L95 251H101L100 249H98L97 248V246L96 247H91L90 249H92V250H90L93 254H95L94 256L96 257V258H94V259H98V258H100V260L98 259L97 261H95V260H93V258H92V254L89 252L88 254H89V256L90 255H92V256H90V258L92 259V260H89V256L87 255V252H86V250L84 251L83 249H84V247L83 248H78V250L80 249V250H83L82 252H86L85 254H86V256H85V254H84V257L83 256H81L83 253L81 252V251H79V254L76 252V251H69V249L66 251L67 253H72V254H69V255H67V253H65V250L67 249V248H65L64 249V255L61 257V258H58V260H56L57 258H50V257H48V262L50 261V263L51 264H71V262L73 263V264H84L83 263V261L84 260H87L86 262H88V263H90L91 264V262L93 261V263L94 264H96L95 262H97V263H99V264H105L106 262V264H125L124 262H126V264H141L142 263V261H143V263L142 264H145V263H148L149 261V263L148 264H157V261H158V258L160 257H163L164 258V261L162 262V263H164V264H179L180 263V261H182L181 262V264H185V262L186 263H189V262H193L194 264L196 263V262H198V263H196V264H199L200 262L202 263L203 262V264H206L207 262H212L213 260L212 259H214L213 257H214V255L212 256L211 255V253H210V251L212 252V254L217 250L218 251V249L219 250H221V246L219 247V245H218V247L217 248H215L216 247V245H213L212 243V245L214 246H211V244H210V242L208 243L209 244V246H210V248L211 247H213L214 249H216L215 251H214V249L212 248V249H210V248H208L209 246H206V245H208L206 242H208V239H209V241H213L215 238H213V237H215V236H218L217 234H215L214 233V231L213 230H207V228H205L206 227V221L209 219L210 221L212 220V221H214V223H215V221L217 222V220H219L218 218H219V216H221V215H223V217H224V214H225V216H227L228 215V212L229 211H227V210H225V209H221V211H222V213L223 212H225V213H220V212H214V214H213V212H212V214H208V215H204L203 213H202V211H198V212H196L195 210H193L192 211V206L193 205H195L194 203V201H193V198H192V195L194 194L193 192H195L194 191V188H195V186L196 185H188L189 183V180H188V177H186V176H184V175H182V176H180L181 175V168H178L176 171H174V170H170V171H172V173H174L175 172V174H177L176 176L177 177H174V179H171L172 181V183H170L169 181H168V183L167 182H163V186H161L162 185V183L158 180V179H155L154 177H156L155 175H154V177H153V175L151 176V178H149V176H148V178L149 179H152V181H148L147 182V184H151L150 182H152L153 184H151V185H153V189H156L157 187L159 188L160 186L161 187H163V189H161V191H160V188L159 189H156V190H158V191H160V194H162V193H165V196L166 197H168V198H166L165 197V200H170L169 202L168 201H166V203H167V206H169V207H167L166 206V203H164L162 200L160 201V203L161 204H163L164 206H162L161 207V205H160V203H158V204H156L157 202L153 199V202L156 204V206H154L155 204L154 203H152V206L156 209H154L153 207V212H152V208H151V206L149 207L148 205H146L144 202H142V203H129V202H127V201H124L125 199L124 198H126L125 197V194H126V196H128V197H130L131 196V198H132V196L133 197H135V198H137V197H139L140 195H142L143 194V196L145 195H147L148 193V195H150L151 196V194H152V192L150 193V189L148 190V189H146V191L145 190H142V191H140V193H142V194H140L139 195V191H138V193L137 192H135L136 190L134 189V188H130L129 189V187H124L123 186V188H122V185H121V187L120 186H117L116 187V189H115V191L117 190V188H118V190L115 192H112V191H110L109 193L107 192H104V190H98V191H96V190H94V191H96V192H94L93 190L91 191V193L88 191L86 194H84L83 196V198H87L88 199V201L90 202H87L84 206H82L81 207V211H79V212H77V215H76V212L74 213H72L71 211H72V208H69V207H71V206H73V205H75V203H77L76 201H74L75 199L72 197V196H70L69 194H68V191H67V189H69V187L72 185L71 183H73V184H77V186L75 185H72V186H74L75 188H77L78 187V185H84V184H88V182H92L93 183V181L95 182V176H93L92 177V179H90V181H88L87 180V177L89 176V174H90V178H91V176L93 175V173H91V172H93V170L94 171H96V169H95V167L96 168H100L101 167V169L102 170H104L105 168H107L108 167V164H109V166H111L112 164H110V163H107L106 165H105V163L103 164L102 162L103 161H101V160H92V161H94V162H92V161H90L91 160V155H93L95 152H96V150L97 149H81L83 146H82V142H86L87 140H89V138H87V140L85 139V141H79L77 138H78V135H79V132L80 133H82V135L84 134H91V133H93V134H95V132L97 131L98 133H101V132H99V131H102V128H104V127H106L109 123L111 124V128L112 129H114L113 128V123H111V122H113V120H112V115H110V116H107V115H102V116H99V115H95L94 113H95V110L94 109H92L90 106L89 107H87V101L86 100H83L84 102L83 103H80L79 102V100L77 99V103H76V101H74V95H72V98H73V100L72 99H67V98H63L65 101H63L62 100V97H61V100L58 98V96L56 95L55 96V98L54 97H51V96H54L58 91H57V88L59 89V88H61L62 87V85L63 84H60L59 85V79L57 78V77H55L54 78V75H52L53 77H50L49 78V74H51V72H49L48 70H51V69H49L46 65L44 66V67H41L42 65L40 64L41 62V60L40 59H42V58H45L46 57V60H47V58H48V60L51 58L52 59V56H54L53 54H54V52H56L57 50H59V52L57 51V56H54L53 57V59H55V57H58V55H59V57H60V54L62 53V54H64L65 53V50H64V48L66 49V48H68V49H66L67 51H68V53L70 54L71 52H74L75 50H74V48H73V46L74 45H68L67 44V46H66V43H65V40H61L62 42H58L57 44L58 45H60L62 48H60L59 49V46H58V48H57V46H55L56 44H54V45H52V43H54L53 41H54V39L57 37V35H56V32H54V34H53V32H51V33H45V32H50V30H48L47 29V31H46V28H44L43 27V25H45V27H47L46 26V24L47 23H43V21H47V20H45L44 19V17H46V14H49L50 12H51V9H50V7L51 6H53V5H49V3H48V5H44L45 6V10H47L46 12V14H44L45 13V10H43L42 12L41 11H39L38 9H37V7H36V4H37V2H41V3H43V4H47V2L48 1H50V0H23V2L25 1H27L26 3L27 4H29V5H27V4H25V2H24V4L22 3V0H0ZM7 1V2H6ZM37 1V2H36ZM122 1V2H121ZM120 1V4L122 5V6H124V1H126V0H121ZM131 1V0H130ZM129 0H127V2L129 3L130 2ZM134 1H137V0H134ZM138 1H140V2H143V1H147V3H148V0H138ZM193 1H195V0H192V2ZM197 1V0H196ZM200 3H201V0H198ZM237 1H239V2H241L240 3V7L242 8L243 7V9H241V8H239L236 12V14H235V16H236V22H235V24L233 25V30H234V32H235V35H236V37H238V39H236L237 40V46H239V47H236V46H230L229 47V50H228V52H226V51H224V52H226V53H224L223 52V54H220V52H221V50H219V51H217L216 52V50H215V48H223L224 46L226 47L228 44V40H227V37H225V36H220L221 38H225L226 40V44L224 43V39H220V37L218 38L217 37V41L213 44V49H214V52H216V56L214 55V52H213V56L212 57H210L209 58V56L208 57H206L205 59L206 60H208V62H207V64L209 63H212V61H213V59H215V60H219L220 58H223L224 59V57H221V56H224V54H225V57H226V55H228V54H230V55H232V54H234V55H236L237 53L239 54V56H241V58L243 59V63L245 64V65H247L246 67H245V65H242L243 67H245L244 69L242 68V70L243 71H241L239 68H237V67H234L236 70H237V72H236V70H235V72H236V74H238V75H235V72L234 73H232L231 72V74H221V73H226V72H224V71H220L221 73H219V74H217L216 76L217 77H211V81L209 80V82L208 83H210V87H212V88H210L209 86V88H208V91H210V89H211V91L209 92L210 93V95L208 94V98H207V100H204V99H206V98H204L203 99V101H201L200 100V98H199V100L197 99V100H194L193 98H195L196 99V97L195 96H197V98L199 97L197 94H198V92L200 93L201 91H195V92H193V89H189V91H190V93H191V95H193L192 94V92L194 93V97L192 98V100H191V102H190V106H195V114L193 115H191V116H196V117H190V116H186V118L188 117L189 119H190V121H191V118H192V121H194V122H191V123H194V125H192L191 127H195L194 129H191V127L188 129V130H185V129H183V128H181V127H179L178 129H176L175 130V136H173V138H171L170 139V141L171 142H174L175 143V141H176V138H178L179 137V134L178 133H182V132H184V131H188V133L190 134V133H193L196 129H198V127H199V129L201 128V130H197L198 132H201L202 130H205L207 127H209L208 125H210L211 124V126H212V124H213V126H212V128L215 126V128H217V131H216V129H214V132L216 133V135H217V138H218V140H221L220 142H217V140L214 142V145L213 144H211V145H209V146H212V148L211 149H213V150H211V151H209V149L207 148V150L211 153V155L212 154H215L216 152V150L215 149H219V148H222V146H220L221 145V142H223V144L222 145H224V149H225V153H227L228 152V154H229V152H231V154H230V156L229 157H231V155H232V157H231V159H232V163H235L236 161H238V162H236V163H238L237 164V166H239V164H240V166L239 167H237V168H239V169H237L236 167H232V164H230V162H231V160H230V158H228L227 157V155H226V160L227 159H229V162H226V161H224L225 160V156H224V160H222L221 161V158H222V156H220L221 158H220V161H218L219 160V158L217 159V158H215V160H216V162L213 164V166L216 164V166H215V168H213V169H211V171L213 172V170H214V172L216 173H214V175H215V178H214V175L213 176H211L212 178H213V182L215 183V181L217 180V179H220V178H218L216 175H221V171H224L225 169V172H223L222 173V175L224 174H226V176H224L223 178L224 179H226L228 176H227V173H228V175H229V173H230V175H229V177L232 179V178H235V180L234 179H232L234 182H236V181H238V183L240 182V184L239 185H243L244 186V188H245V192H247V194H250V195H252V197H250V195H248V197H244V196H239V199H240V201H242V203L243 204H246V205H250L249 206V208L250 209H252V208H254V207H257V203H260V201H261V203L263 204L264 203V192H263V189H264V165H262L263 164V162H264V29H263V26H264V24H263V22H264V17H262V15L263 14H261V11H264L263 9L262 10H260V8H264V6H262V1H264V0H252V1H250V0H247V1H245V0H237ZM3 2V3H2ZM10 2V3H9ZM12 2V3H11ZM46 2V3H45ZM191 2V1H190ZM249 2V3H248ZM260 2V3H259ZM9 3V4H8ZM17 5H16V4ZM32 3V4H31ZM128 3H126V4H128ZM150 3V2H149ZM195 2H193V4H194ZM197 3V2H196ZM200 3H198L197 5H195L197 8L198 7H200ZM245 3V4H244ZM264 3V2H263ZM8 4V5H7ZM24 6V5H26V6H28V8L26 7H24L25 9V12H24V10L23 11H20V12H17L15 15H17V16H15L14 14V16L16 17H14L13 18V16L12 17H10L9 16V14H11L12 12H11V9H12V11H13V9H15V6L17 7L18 6V8L19 7H21L22 5ZM125 4V5H126ZM4 5H5V7H4ZM11 5V7H9ZM21 5V6H20ZM30 5H31V7H30ZM34 5H35V7H36V10H34L35 8H34ZM155 6V7H158V5L156 4H153V3H151V4H149V6H148V8L146 7V9L144 10L143 8L141 9V11L144 13V11L146 12L149 8H150V10H148L147 12H150L151 11V9H153V6ZM201 5H204V4H201ZM264 5V4H263ZM6 6H7V9L6 10H4V8H6ZM12 6H14V8H12ZM22 6V7H23ZM164 6V5H163ZM205 6L206 5H204V11H202L201 10V12H202V14L203 15H206V17L207 18H211V17H209L211 14L207 11V9H205ZM248 7V8H246V10L244 9V7ZM8 7H9V9H8ZM29 7H30V9H29ZM46 7L48 8L49 7V9H46ZM154 7V8H155ZM166 6H164L163 8H165ZM33 9V11H32V9ZM202 8V6L200 7V9ZM207 8V7H206ZM4 11H3V10ZM28 9V10H27ZM200 9H196L197 10V12L199 13L200 11ZM226 9V8H225ZM225 9L223 10V12H227L228 11V9H226V11H225ZM247 9L248 10H250V11H247ZM10 10V11H9ZM27 10V11H26ZM244 10V11H243ZM35 11L37 12V13H35ZM50 11V12H49ZM194 11H195V8H194ZM206 11V12H205ZM245 11H247V13L249 12H252V13H254V14H247ZM6 12V13H5ZM10 12V13H9ZM26 12H28L27 14V16H26ZM203 12H205V13H203ZM207 12H208V16H207ZM241 12V13H240ZM245 12V13H244ZM20 13V14H19ZM23 13V14H22ZM39 13V14H38ZM179 14H180V16H182V17H178V14L177 15H175V16H177L178 17V19H177V17H175L174 15H172V17H174V18H176V21L178 20L179 22L181 21V19L183 18V17H185L186 15H184L183 13H180V12H178ZM264 13V12H263ZM22 14V15H21ZM25 14V15H24ZM39 18L41 15H43L41 18L43 19V21H42V19L41 18H39V20H38V18L35 16V15ZM41 14V15H40ZM19 15V16H18ZM247 17H249L250 15H253L252 17H249V18H247ZM254 15H255V18L257 17L258 18V16L260 15L261 16V18H258V20L260 21V22H257L256 23V19L254 18ZM256 15H258V16H256ZM31 17V16H35L34 17V19L37 21V24H36V22L35 21H33L34 19H29V17H28V19L26 20V18L25 17ZM76 15L74 14V16H73V18L75 17ZM243 18H242V17ZM10 17V18H9ZM7 18V19H6ZM23 18H25V21H24V19H23V21H22V24H20L21 23V20ZM157 18V17H156ZM155 18V20H154V18L153 19H151L152 20V23H153V20H154V22H157V25L158 24H160V22L158 21V20H160L159 18L158 19H156ZM179 18H180V20H179ZM249 19L248 21L247 20H245L244 21V19ZM252 18H254L255 20H252ZM107 18H105V17H101V19H99L100 21H98L99 23L101 22V23H103L104 24V26H106V28H107V26L108 25H110V24H108V23H110L109 22V20H106ZM242 19V20H241ZM9 20H10V25L13 23V25L14 26H10V25H6L5 23L6 22H9ZM30 20V21H29ZM32 20V21H31ZM102 20V21H101ZM257 20V21H258ZM4 21V22H3ZM28 21V22H27ZM72 21V20H71ZM251 21V22H250ZM253 21L255 22L254 23V29H250V27H252L253 26ZM15 22H17V23H15ZM25 24H24V23ZM39 22V23H38ZM177 23V24H181V22L180 23ZM240 22H241V25L243 26V27H246L245 26V24L247 23V25H248V27L245 29V28H243L242 26H240ZM19 23V24H18ZM41 23L43 24V25H41ZM242 23H244V24H242ZM248 23H251L252 25H250V24H248ZM258 23H261L260 25L262 26H260ZM3 24V25H2ZM18 24V25H17ZM31 24V25H30ZM35 24V25H34ZM107 24V25H106ZM154 25H156V23H153ZM256 24H258L259 26H256L255 27V25ZM6 25V26H5ZM24 25V26H23ZM25 25H27V28L28 27H31V28H28V29H30V31H28L27 30V28H25L26 26ZM30 25V26H29ZM9 26L11 27V28H9ZM17 26V27H16ZM40 26V27H39ZM111 26V25H110ZM216 26V25H215ZM215 26L213 27V30L212 29H208V30H210V31H207V29L203 32V33H207V32H214V30H217V33H218V30H220V28L219 29H216L215 28ZM240 26V27H239ZM41 27H42V29H41ZM109 27V26H108ZM124 27V26H123ZM217 27V26H216ZM236 27L238 28V29H240L239 31H238V29H236ZM8 28V29H7ZM15 28V29H14ZM17 28V29H16ZM27 30H25V29ZM32 28H34V29H32ZM35 28L36 29H38V32H37V30H35ZM47 28H49V27H47ZM110 28V27H109ZM218 28V27H217ZM249 28V29H248ZM255 28H257L256 30L259 32V34H257L256 32H255V34L254 35H252V36H254V37H252L251 35H249L251 32H249L248 34H247V31L248 30H251L252 31V33L251 34H253V31H255ZM259 28V29H258ZM262 28V30H260ZM3 29H4V31H3ZM11 29H13V30H11ZM23 29H24V32H23ZM31 29H32V31H34L33 33L35 34L33 37H30V36H32V35H30L31 33ZM50 29V28H49ZM72 29V28H71ZM71 29H70V33H69V30H68V33L69 34H67V36H68V38H69V36H70V34H72V32H71ZM246 30V33H245V30ZM6 30V31H5ZM8 30V31H7ZM22 30V31H21ZM40 30V31H39ZM64 30V29H63ZM125 30V28H123V30H122V27L119 29V31H123L122 32V34H121V32H120V34L123 36L124 35V31ZM212 30V31H211ZM10 31L12 32V33H10ZM42 31V32H41ZM73 31V30H72ZM220 31H226V30H224V29H221ZM238 31V32H237ZM40 32V33H39ZM75 32V31H74ZM74 32H73V34H74ZM224 32H221V33H224ZM240 32V33H239ZM29 33V34H28ZM37 33V34H36ZM46 34V36H45V34ZM203 33L201 34L202 36H203ZM237 33V34H236ZM40 34V35H39ZM43 34V35H42ZM50 34V36L52 37L53 36V38L52 39H50L49 38V36L47 37V35H49ZM29 35V36H28ZM198 35H199V38H198ZM197 35V38L198 39H200L202 36L200 35V33ZM206 35V34H205ZM27 36V37H26ZM36 36V37H35ZM43 36H45L44 38H42V40H44L45 38L48 40V43L47 44H45L46 46H47V48L48 47H50V49L51 50H47V52H50L51 54L49 55H47V52H46V48H40V50H39V48H38V45L40 44V41H41V43H43V41L41 40V37H43ZM55 36V37H54ZM195 36L196 35H194V37H193V39H196L195 38ZM201 36V37H200ZM253 38V39H251V37ZM28 37H30V38H32V39H30V38H28ZM35 37V38H34ZM71 37V36H70ZM205 37V36H204ZM250 37V38H249ZM19 38V39H18ZM27 38L28 39H30V41L28 40L27 41ZM38 38V39H37ZM58 38V37H57ZM132 38H134V37H132ZM192 38V37H191ZM191 38H189V40L187 39V40H184L182 43L180 42V44L181 45H179V47H181V49H182V47H184V49H185V51L184 52H186L185 54H187V53H189L190 55H189V57H188V54H187V56L184 54V56L183 57H185V58H188V59H193L194 57V55L192 56L191 55V51L190 52H188L187 50H186V48H185V44H186V46L187 45H189V46H191L192 45V41H193V39H192V41H191ZM6 39V40H5ZM8 39V40H7ZM15 39V40H14ZM19 40V43H18V41H16V40ZM198 39L197 40H195V42H194V44H193V46H191V48L192 49H195V47H196V45H195V43L198 41ZM219 39L222 41H220V42H218L219 41ZM14 40V41H13ZM33 40V41H32ZM50 40V41H49ZM51 40H53V41H51ZM57 40V39H56ZM55 40V41H56ZM202 40V39H201ZM200 40V41H201ZM216 40V39H215ZM214 40V41H215ZM21 41V42H20ZM25 41V42H24ZM27 41V42H26ZM36 41V42H35ZM46 40H44V42H45ZM188 41V42H187ZM191 41V42H190ZM9 42V43H8ZM12 42V43H11ZM24 42V43H23ZM49 42H51L50 44H49ZM185 42V43H184ZM190 42V43H189ZM199 42V41H198ZM197 42V43H198ZM219 44H218V43ZM239 42H240V45H239ZM8 43V44H7ZM16 43V44H15ZM17 43H18V45H17ZM21 43V44H20ZM64 44V45H62V44ZM184 43V44H183ZM196 43V44H197ZM217 43V44H216ZM221 43H223L224 45H220ZM10 44V45H9ZM13 44H15V45H13ZM19 44H20V46L22 47H20L19 46ZM216 44V47L214 48V45ZM13 45V46H12ZM221 46V47H219V46ZM4 46V47H3ZM9 46H11L10 48H9ZM52 46H55L54 48L56 49V51H55V49L53 48V53L51 52L52 51ZM169 46H171L172 48L174 47V49L175 48H177L178 46H177V42L176 43H173L172 45L170 44ZM188 46V47H189ZM20 48V50H19V48ZM73 48V51H72V49H71V51H69L70 50V48ZM179 47H178V49H179ZM187 47V48H188ZM198 47V46H197ZM232 47L234 48V49H232ZM236 47V48H235ZM7 48V51H9V53L6 51V50H3V49H6ZM190 48V47H189ZM231 48V49H230ZM13 49V50H12ZM22 49V50H21ZM36 49V50H35ZM183 49V50H184ZM17 50H19L20 51V55H19V51H17ZM38 50V51H37ZM230 50H232V51H230ZM236 52H235V51ZM251 50V51H250ZM3 51H5L4 53H2ZM11 51V52H10ZM62 51V52H61ZM63 51H64V53H63ZM230 51V52H229ZM7 52V53H6ZM37 52V55H35V53ZM232 52V53H231ZM234 52V53H233ZM15 53V54H14ZM46 53V54H45ZM222 53V52H221ZM4 54V55H3ZM19 55V56H17V55ZM40 54V55H39ZM56 54V53H55ZM62 54H61V57H62ZM2 55V56H1ZM14 55V56H13ZM16 55V56H15ZM41 55H43V56H45V57H43V56H41ZM244 57H243V56ZM21 56V57H20ZM22 56H24V57H22ZM38 56V57H37ZM39 56H40V59H39ZM48 56V57H47ZM51 56V57H50ZM77 56V60L78 59H81V57L80 58H78L79 57V55H76ZM76 56L74 55V56H70V57H68V60H63V61H61V63L63 64H61L62 66H66V64L68 63V65H69V63L71 64V62H73V63H75V62H78V61H76ZM190 56H191V58H190ZM229 56V55H228ZM7 57V58H6ZM13 57H15V59H14V64H13V62H12V58ZM18 57H20V58H18ZM60 57V58H61ZM193 57V58H192ZM214 57V58H213ZM22 58V59H21ZM24 58V59H23ZM60 58H59V60H60ZM195 58L196 59H198L199 57H196L195 56ZM204 57H200L198 60H192L194 63H195V61H197L196 62V64L197 65H199L200 63H201V65L200 66H203V64H202V62H204L203 60H205V59H203ZM212 58V60H210ZM21 59V60H20ZM56 59H58V58H56ZM62 59V58H61ZM70 59H71V61H70ZM19 61V62H16V61ZM23 60V61H22ZM40 60V61H39ZM9 61H11V62H9ZM34 61H36V62H34ZM37 61H38V63H37ZM66 61H68V62H66ZM134 62H135V60H133ZM248 61V62H247ZM21 62V63H20ZM40 62V63H39ZM64 62H66L65 64H64ZM247 62V63H246ZM8 63H10V65L8 64ZM11 63L13 64L12 66H11ZM135 63H137V62H135ZM5 64V65H4ZM7 64V65H6ZM19 64V65H18ZM38 64H40V65H38ZM206 64V61H205V64H204V68L206 67V66H208ZM10 67H9V66ZM17 65V66H16ZM206 65V66H205ZM249 65V66H248ZM6 66H8L9 67V69H8V67H6ZM22 66L24 67V68H22ZM38 66H40L41 67V69H40V67L38 68ZM143 66H145V64L143 65ZM22 69H21V68ZM35 67V68H34ZM38 69H37V68ZM253 67V68H252ZM257 68V69H255V68ZM2 68V69H1ZM7 70H6V69ZM233 68V69H234ZM18 69V70H17ZM25 69V70H24ZM46 69H48V70H46ZM6 70V71H5ZM20 70V71H19ZM28 70V71H27ZM36 70V71H35ZM40 70V72L38 73L37 71H39ZM2 71H0V73L2 72ZM25 71V72H24ZM174 71H175V73H174ZM174 71H171L172 72V74L174 75H177L176 74V72L177 73H180L181 75H184L185 77L187 76H189V75H187V73H185L184 71H183V73H181V71H176V70H174ZM13 72V73H12ZM47 72V73H46ZM154 72V71H153ZM241 72V73H240ZM21 73V74H20ZM158 73V72H157ZM228 73V72H227ZM230 73V72H229ZM243 73V74H242ZM15 74V75H14ZM20 74V75H19ZM155 74V73H154ZM159 74H160V72H159ZM221 74V76H218V75H220ZM232 74H234L235 76H237V78L235 79V76L234 75H232ZM20 77H19V76ZM40 75H42V77L40 76ZM43 75H45V76H47L48 78H46V79H48V81L46 80H44V76ZM90 76H91V74H89ZM230 75V76H229ZM232 75V76H231ZM40 76V77H39ZM82 76H84V75H81V74H77L76 76L74 75V77L72 76L70 79H72V78H76L77 77V79H79V78H81ZM89 76V77H90ZM123 76V78L125 79V77L124 76H128V78H130V79H132L131 77L132 76H130L129 77V75H126V74H124V75H121V77ZM183 76V77H184ZM225 77L224 79H222L223 77ZM241 76V77H240ZM8 77L10 78V79H12V81L11 80H9L8 79ZM44 77V78H43ZM121 77H119V78H121ZM155 77V76H154ZM154 77H152V78H149V77H147V75L145 76V77H143L144 79H143V81L142 82H145L147 79L150 81H148L147 80V82H148V85L151 87V86H153V85H155V84H157L158 85V82H159V84L161 83L160 82V80H158L160 77H161V75H157V77H158V79H157V81H156V78H154ZM177 77H178V75H177ZM221 77V78H220ZM40 78H42V79H40ZM53 78V79H52ZM147 78V79H146ZM58 79V80H57ZM151 79V80H150ZM7 82H6V81ZM153 80V83H155V81H156V83L155 84H153L151 81ZM191 80H192V82L194 83V84H199V82H200V80L199 79H197L196 78V83L193 81L194 80V78L193 77H191ZM197 80H198V82H197ZM11 81V82H10ZM44 81H45V83H44ZM215 82L214 83V87L212 86V84H213V82ZM2 82H4V83H2ZM19 82H20V84H19ZM37 82H39V84L41 83V84H45V86L47 87V89H46V87H44V85H39ZM49 82V83H48ZM212 82V83H211ZM15 83V84H14ZM33 83H34V86L36 87L37 86V84H38V90L37 89H34L33 87L34 86H32L33 85ZM146 83V82H145ZM145 83H143V84H145ZM152 83L153 85H150V84ZM192 83V85H194ZM32 84V85H31ZM70 83H68V85H69ZM72 84V83H71ZM70 84V85H71ZM75 84V83H74ZM147 84V83H146ZM207 84V83H206ZM17 85V86H16ZM20 85V86H19ZM67 85V88H69V87H71L70 85L68 86ZM78 85V87H79V85L81 86L82 84H77ZM141 85V84H140ZM40 86V87H39ZM73 86H75V85H73ZM72 86V88H70V89H74L75 87L76 88H78L77 86H75V87H73ZM142 86V85H141ZM145 86H147V85H145ZM148 86V88H146V90L147 91H145V93H147L143 98H141V97H138V98H134V101H133V104H134V106L132 105V102H131V104H130V106H133L132 108H137V109H150V107L152 108L153 106L155 107V104L154 103H152V97L148 94V91L150 92L151 91V88H153V87H149ZM160 85H158V87H159ZM195 86V85H194ZM203 86V85H202ZM199 87V88H205V86H207V85H204L203 87ZM13 87H14V89H13ZM27 87V88H26ZM156 87V86H155ZM180 86H178V87H176L175 88V86H174V89L176 90L175 92H180V91H182V90H184V86L183 87H181L182 89H180L179 88ZM197 87V86H196ZM31 88V89H30ZM33 88V89H32ZM40 88H43V89H40ZM65 88H66V85H65ZM80 88V87H79ZM215 88V89H214ZM27 89H30V90H28L27 91ZM173 89V90H174ZM203 89H201L202 91H205V89L203 90ZM212 89H214L213 91H212ZM12 90V91H11ZM14 90V91H13ZM31 90H33L32 92H31ZM178 90V91H177ZM180 90V91H179ZM207 90V89H206ZM9 91V92H8ZM28 93H27V92ZM36 91V92H35ZM37 91H42V92H37ZM45 91V92H44ZM82 91V90H81ZM0 92V93H1ZM8 92V93H7ZM26 92V93H25ZM54 92H56V93H54ZM213 94H212V93ZM22 93V94H21ZM29 93H32V94H30L29 95ZM36 93V94H35ZM39 93V94H38ZM54 93V94H53ZM87 93H89V91L87 92ZM189 93V94H190ZM196 93V94H195ZM7 94V95H6ZM25 94V95H24ZM26 94L28 95V96H26ZM35 94V95H34ZM91 94V93H90ZM92 94H94L93 96H97L98 94L96 93V92H92ZM96 94V95H95ZM32 95V96H31ZM41 95V96H40ZM47 95V96H46ZM215 96V98L217 99V97L219 98V97H221L220 99H218L217 100V102H215L216 101V99L215 100H212L213 102H214V104L212 103V101L210 100V98L212 99L213 98V96ZM216 95H218V96H216ZM12 96V97H11ZM39 96V97H38ZM45 98H44V97ZM24 97V98H23ZM31 97V98H30ZM36 97V98H35ZM38 97V98H37ZM70 97V96H69ZM68 97V98H69ZM98 97V96H97ZM11 99V100H13V98H14V102L13 101H9V99ZM29 98V99H28ZM32 98H34V99H32ZM40 98V99H39ZM51 98V100L52 99H54L53 101H51V100H49ZM58 98V99H57ZM71 98V97H70ZM20 99V100H19ZM27 99V100H26ZM37 99V100H36ZM55 99H57V100H59V101H57V100H55ZM16 100V101H15ZM24 100V101H23ZM25 100H26V104H27V102H28V104L29 105H31V102L32 101H34V102H38V103H43V104H41V105H38V103L35 105V106H32V107H34V108H32V107H30V106H27V105H25ZM32 100V101H31ZM40 100H41V102H40ZM76 100V99H75ZM194 100V101H193ZM19 101V102H18ZM44 101V102H43ZM49 101H51L52 103L50 104V102ZM55 101V102H54ZM61 101V102H60ZM62 101H63V103H62ZM68 101V102H67ZM71 101H74V102H71ZM80 101H82V100H80ZM210 101H211V103H210ZM220 103H219V102ZM9 103V105L12 103V105H8V103ZM11 102V103H10ZM22 104H21V103ZM24 102V103H23ZM34 102H32V103H34ZM49 102V103H48ZM53 102H54V104H53ZM56 102H60L58 105H56ZM71 102V103H70ZM135 102V103H134ZM208 102L210 103V104H208ZM48 103V104H47ZM68 103V104H67ZM72 103H74V104H72ZM79 103V104H78ZM84 103H86V104H84ZM215 103H217V104H215ZM71 104V105H70ZM76 104V105H75ZM82 104V105H81ZM21 105V106H20ZM25 105V106H24ZM39 107H38V106ZM63 106L65 109H62L61 108V110L63 111H61L60 113H59V111H57L56 112V110H58V109H60V108H58V107H61V106ZM68 105V106H67ZM84 106V107H82V108H86V111H85V114H86V116H83V121H84V123H83V121H82V124L81 123H75V121L76 120H71V117H72V115L71 114H73V111L75 112V110H77V112L81 109V110H83L82 112H84V110L85 109H82V108H80L79 107V109H77L78 108V106ZM150 105V106H149ZM153 105V106H152ZM9 106V107H8ZM23 106V107H22ZM27 106V108H25ZM38 107V110H36L37 109V107ZM46 106H48V107H46ZM67 106V107H66ZM77 106V107H76ZM136 106V107H135ZM141 106V107H140ZM16 107V108H15ZM36 107V108H35ZM46 107V108H45ZM153 107V108H154ZM202 107H204V108H202ZM22 108H24L25 110V112L24 111H21L22 110ZM75 108V109H74ZM131 108V107H130ZM199 108H201V109H199ZM33 109V110H32ZM46 109V110H45ZM205 110V109H207V112H206V110H205V112H206V114L205 115H203L202 113L200 114V111L201 110ZM208 109L209 110H211V111H208ZM16 110V111H15ZM32 110V111H31ZM51 110V111H50ZM54 110V111H53ZM73 110V111H72ZM197 110V111H196ZM202 110V111H203ZM216 110V111H215ZM14 111V112H13ZM50 111V112H49ZM65 111V112H64ZM94 111V112H93ZM8 114L9 112H11V113H9V115L8 116H11V115H15V116H17V115H19L20 114V116H21V114H25L26 112H27V114H25V116H23V118L25 117H27L26 118V120H24V122H23V124L25 123V121H26V123L24 124V125H26V126H24V128H23V125H22V127H20V126H18V128L20 127V132L18 131V130H16L15 128L17 127H14L13 129H11L12 130V133L10 132L11 130L10 129H8V127L9 126H11L10 124L12 123V124H14V121H15V119H16V117L15 116H12V117H8L7 116V114ZM20 112V113H19ZM29 112H30V114H29ZM52 112H55L54 114H55V116H54V114L52 113ZM204 112V113H205ZM34 114V116L36 115V118L34 117V116H32L33 114ZM48 113V114H47ZM52 113V114H51ZM67 113L69 114V113H71V114H69V116L67 115ZM199 113V114H198ZM43 114V115H42ZM45 114V115H44ZM51 114V116H49ZM60 114V115H59ZM215 114L217 115L216 117H214L215 116ZM7 116V118L9 119H12V120H8V121H6V120H4V118ZM28 115H30V117L28 116ZM48 115V117H44V116H47ZM58 115H59V117H58ZM84 115V114H83ZM208 115H211V116H208ZM214 115V116H213ZM44 117V119H43V117ZM66 116V117H65ZM67 116H68V119H70V121H72V122H69V120L67 119ZM96 116V117H95ZM98 116H99V118H100V120L99 119H97L98 118ZM118 116H120V115H118ZM184 115H182L181 117H183ZM184 116V117H185ZM207 116L208 117H210V121H209V123H208V119H207ZM212 116H213V118L214 119H211L212 118ZM19 117V116H18ZM34 117V119H36V120H34V119H32L33 121L31 122V118H33ZM51 117H53V118H51ZM65 119H67V120H64V118ZM28 118H29V120H28ZM40 118H41V120H40ZM186 119V120H189V119ZM206 118V119H205ZM6 119V118H5ZM41 121V124L42 125H40L39 124V120ZM86 119V120H85ZM93 119V121H91ZM112 121H111V120ZM167 119H169V120H167V122H171V120H172V117H167ZM183 119V120H182ZM184 119L185 118H181V120L182 121H184ZM194 119V120H193ZM28 120V121H27ZM44 120H45V122L46 123H44ZM63 120L64 121H66V122H63ZM97 120V121H96ZM197 120V121H196ZM7 122V124H5L4 122ZM9 121H12V122H10L9 123ZM29 121H30V124H29ZM99 121V122H98ZM101 121V122H100ZM111 121V122H110ZM212 121V122H211ZM215 123H214V122ZM35 122H37V124H35ZM43 122V123H42ZM63 122V123H62ZM77 122V121H76ZM88 122V123H87ZM90 122L91 123H93L92 125H93V127L94 126H96V127H92V125L90 124ZM108 122V123H107ZM196 122H197V124H196ZM32 123V124H31ZM99 123V124H98ZM200 123L204 126H202V125H200ZM46 124V125H45ZM59 124H60V126H61V128L63 129H59ZM80 124V125H79ZM90 124V125H89ZM94 124H96V125H94ZM175 124H178V122H176ZM196 124V125H195ZM215 124V125H214ZM30 125H32V127L30 126ZM36 125H39V127L41 126H44V127H40L41 128V130L43 131H41L40 130V132H41V135L40 136H37L36 134H40L38 131V129H40V128H36ZM50 125V126H49ZM51 125H52V127H51ZM78 125V126H77ZM102 125H104L103 127H101ZM106 125V126H105ZM206 125H207V127H206ZM48 126V128H49V130H51V128H53L54 127V129H52L53 131H57L58 132V134H56L55 133V135H54V133H53V131L51 132H49V130L46 128ZM79 128H77V127ZM82 126V127H81ZM197 126V127H196ZM210 126V127H211ZM26 127V128H25ZM34 127V128H33ZM51 127V128H50ZM55 127L57 128V129H55ZM202 127H203V129H202ZM206 127V128H205ZM33 128V129H32ZM43 128H45V129H43ZM177 128V127H176ZM24 129V130H23ZM36 129H37V131H36ZM92 129H94L95 130V132H94V130H92ZM175 129V128H174ZM179 129H180V131H181V129H183V131H179ZM9 130V131H8ZM18 131V132H16V131ZM33 130V131H32ZM35 130V131H34ZM59 130V131H58ZM62 130V131H61ZM76 132H75V131ZM80 130V131H79ZM91 132H90V131ZM114 130H116V129H114ZM191 130H194V131H191ZM220 132H219V131ZM16 133V134H14V132ZM28 133L27 134V137H29V135L32 137V138H34L33 140L35 141H37L38 142V140H43V138H44V141H46V139L47 140H50L51 138H53V139H51L52 141H54V142H52L51 140V142L52 143H49L50 141H48L47 142V145L46 144H38L36 141L35 142H33V144H34V146H35V148H34V146H33V144H31V149H30V152H29V145H30V143L28 144L27 143V145H28V147L25 145L26 143H25V140L23 139V138H21V137H24V135H25V133ZM46 133H45V132ZM65 131V132H64ZM78 131V132H77ZM82 131V132H81ZM112 131V130H111ZM190 131V132H189ZM197 131H195V132H197ZM23 132V133H22ZM49 132V133H48ZM96 132V133H97ZM110 132V130L109 131H107L105 134H103V136L101 137V139L99 140V143H98V141H95V143L97 144V145H99L100 144V142L102 141V140H104V141H107L109 138L108 137H110V135H112V134H110L109 133ZM114 131H112L111 133H113ZM178 132V133H177ZM185 132V134H187ZM17 133H18V135H17ZM22 133V134H21ZM36 133V134H35ZM71 133L73 134H76V135H72L71 136ZM97 133V134H98ZM133 133V132H132ZM132 133H131V135L130 136H132L131 138H133L134 137V141L136 140V141H138L137 139H139V143H141V142H143L146 146H148L149 145V142H147L146 141V138L148 137V135H145V136H140V135H138L140 138H136L137 137V135H135V133H133V135H132ZM178 135H177V134ZM4 134V135H3ZM32 134V135H31ZM35 136H34V135ZM46 134H47V136H46ZM70 136H69V135ZM87 134V135H88ZM107 134V135H106ZM109 134V135H108ZM3 135V136H2ZM17 136L16 138H14L15 136ZM20 135H22V136H20ZM42 135H44L43 137H42ZM105 135V136H104ZM181 135V134H180ZM184 135V134H183ZM221 135V136H220ZM223 135V136H222ZM5 136H6V139H5ZM26 136V135H25ZM53 136V137H52ZM67 136H68V139H67ZM80 136V135H79ZM86 136V135H85ZM107 136V137H106ZM129 136V137H130ZM178 136V137H177ZM7 137L10 139V140H8L7 142H9V143H5V140H7ZM30 137V138H31ZM39 138L40 137V139H37V138ZM47 137V138H46ZM76 137V140L74 139ZM128 137V138H129ZM150 137V136H149ZM221 137V138H220ZM20 139V140H18V139ZM58 138V140L56 141V139ZM67 139V140H70V141H68V143H71V142H73L74 144H76V146H78L80 149H81V152L79 153V154H85L86 156H89V160H80L81 162H79V159H78V157L77 156H79V154L78 153H72V152H69V154H67V153H64V156L66 157V159H67V161L69 162V160L71 159V160H74V161H70V162H72V163H74L75 165H76V167H77V169H79V170H82V171H84L83 173H84V175L83 176H81V177H79V181L76 179V178H74V179H71V182L70 181H68V180H70V179H67L66 178V180H64L63 181V178H64V176H62V175H65L66 173H67V170L65 169V168H63L64 166H65V163H57V164H59V165H61V167L59 166V165H57L55 162H54V165L52 164V162L53 161H50V160H48V157L50 156V154L53 156V155H59V153L60 154H62V147L60 146V145H56V146H54V143H57V142H60V141H63V140H65V139ZM102 138H104V139H102ZM107 140H106V139ZM136 138V139H135ZM226 138V139H225ZM15 139V140H14ZM21 139H23V140H21ZM60 139V140H59ZM130 139V138H129ZM131 140H133V139H130V141L128 140V142L126 141L125 143H123V145H121L122 147L126 144L127 145V148H131L130 147V145L131 144H127V143H131V142H133V141H131ZM75 141L76 142H78V143H75ZM90 141V140H89ZM88 141V142H89ZM148 144H147V143ZM3 143L0 145V146H2L3 145ZM80 143H82V144H80ZM103 143V141L101 142V144ZM143 143H141V144H143ZM215 143H216V145H215ZM217 143H218V145H219V147L217 146ZM220 143V144H219ZM10 144H12L10 147L8 146V145ZM22 144V145H21ZM42 145V146H38L37 147V145ZM50 144L52 145V146H50ZM150 144H154V143H152V142H150ZM185 144V143H181V145L178 147V143L176 144V146H177V148L175 149L178 153H173L171 156L173 157V158H171V159H175V157L177 156V158L176 159H178V157H180L179 158V161H182L183 163H185V161L187 160V159H189V157H191V156H193L194 154H199L200 156H204L203 154H201L200 152H201V149H204V148H201V147H204L202 144L203 143H198L197 144V147H196V149H195V151H190L189 153H190V155H189V153H187L188 151H186L185 149H184V147H183V145ZM226 144V145H225ZM79 145H81V146H79ZM129 145V146H128ZM133 146H135L134 144H132ZM131 145V146H132ZM152 145H150V147H152V149L148 146V148L152 151V150H156L158 147H159V150L160 151H158V149H157V152H161L163 149L159 146V144H158V142H156V144H154V146L156 147V148H154V146H152ZM26 146V147H25ZM46 146V147H45ZM53 146H54V148H53ZM132 146V147H133ZM182 146V147H181ZM13 147V148H12ZM92 147V146H91ZM122 147L120 148V149H122ZM126 147V146H125ZM9 150V153H8V150ZM38 148H40L39 150L41 151V153H40V151L39 150H37ZM95 148V147H94ZM124 148V147H123ZM181 148H182V150H181ZM200 148V149H199ZM4 149V150H3ZM32 149H36V150H33V151H37V152H39L38 154H36L37 152H34L35 154H33V153H31V152H33V151H31ZM42 149V150H41ZM224 149L222 148V149H220L219 151L220 152H224ZM22 150V151H23ZM48 150H49V152H48ZM55 151V153H53L52 154V152H54ZM88 150H91L90 152L88 151ZM154 150V151H155ZM174 150V151H175ZM199 150H200V152H199ZM223 150V151H222ZM7 151V152H6ZM13 151V152H12ZM44 151V152H43ZM204 151V150H203ZM212 151H214L213 153H212ZM42 152H43V154H42ZM47 152V153H46ZM59 152V153H58ZM11 153V154H10ZM91 153V154H90ZM163 152H161L160 154H162ZM187 153V154H186ZM205 153H207L206 152V147H205ZM204 153V154H205ZM31 155V156H33V158L34 159H30L29 161H30V163H34V165H33V163H32V165L30 164V163H27V158H28V155ZM39 154H41V155H39ZM46 154V155H45ZM65 154H67V155H65ZM75 154L77 155V156H75ZM175 154H178V155H175ZM26 157H25V156ZM35 155V156H34ZM175 157H174V156ZM189 155V156H188ZM206 156H209L210 154H205ZM68 156V157H67ZM183 156V157H182ZM213 156V155H212ZM47 159H46V158ZM75 157L77 158V160H75ZM254 157V159H252ZM32 158V157H31ZM36 158H37V160H36ZM43 158V159H42ZM46 160H45V159ZM263 158V159H262ZM175 159V160H176ZM183 159H186V160H183ZM223 159V158H222ZM49 162H48V161ZM253 160V161H252ZM4 161H5V159H4ZM45 161V162H44ZM66 161V160H65ZM92 162V163H88V162ZM96 161H97V163H96ZM100 161V162H99ZM263 161V162H262ZM15 162V163H14ZM47 162H48V164L50 163V166L47 164ZM76 162H79L78 163V165L76 164ZM87 162V163H86ZM100 164H99V163ZM124 162V161H123ZM120 163L121 165H122V167H124V164L127 166L128 164L130 165V166H132L133 167V163L131 162V164H130V161L128 162H124V163ZM150 162V160H147L146 161V163L148 164ZM187 163L186 164H189L188 162H192V160H188V161H186ZM194 162H198L197 160L195 161L194 160ZM217 162H218V165H222L221 167L222 168H224L223 170H222V168H220V170L218 169H216V167L218 168V165H217ZM94 163H95V165H94ZM101 163H102V165H101ZM126 163H128V164H126ZM14 164V165H13ZM23 164H24V166H26V167H24L23 166ZM26 164V165H25ZM30 164V165H29ZM48 165V166H45V165ZM51 164H52V166H51ZM63 164V165H62ZM90 164V165H89ZM93 164V165H92ZM100 166H99V165ZM115 164V163H114ZM133 164V165H132ZM146 164V165H147ZM192 164V163H191ZM194 164V163H193ZM260 164H261V167H263V169L262 168H260ZM6 165H7V167H6ZM30 166L31 168L29 169V167H27V166ZM44 165V166H43ZM55 165H57L58 166V168H55V167H57V166H55ZM88 165V166H87ZM115 165H117V164H115ZM119 165V164H118ZM118 165L116 166V168L118 167ZM120 165V166H121ZM128 165V166H129ZM241 165H242V167H241ZM259 165V166H258ZM5 166V167H4ZM91 166V168L90 169H88L89 167ZM94 166V167H93ZM105 166V167H104ZM107 166V167H106ZM113 167H114V165H112ZM154 166V167H153ZM33 167V169H35V170H37L36 168H34ZM44 167H48L47 169H46V171L47 172H49L50 174H49V176L51 175V177H48V178H46V180H43L44 178H45V175L47 174L46 172H44L45 171V169H43ZM51 167H53L52 168V170H53V172L51 173L50 172V170H51ZM87 167V168H86ZM152 167L154 168V169H156V167H155V165L154 164H152ZM241 167V168H240ZM3 168V169H2ZM11 168V169H10ZM21 168V169H20ZM85 168V169H84ZM115 168V169H116ZM232 168H233V170H232ZM8 170L7 172L5 171V170ZM12 169H13V172H12ZM14 169H16V170H14ZM19 169V170H18ZM28 169V170H27ZM32 169V170H33ZM56 169V170H55ZM61 169H64L65 171H64V173H59L58 174V171L60 170L61 171ZM89 171H88V170ZM114 168H112L111 169V167L109 168V169H105V170H113ZM31 170V171H32ZM41 170V171H40ZM51 170V171H52ZM104 170V171H105ZM217 170V171H216ZM30 171V172H31ZM88 171V172H87ZM165 170H162V171H159L160 173H159V176H162V175H166L167 174V176L169 175H171L169 178H171V177H173L174 175L172 174V173H170V174H168L166 171V174H164L165 172H164ZM219 171V172H218ZM10 172V173H9ZM57 172V173H56ZM62 172V171H61ZM85 172H87V173H89L88 174V176H87V174L85 173ZM176 172H178V173H176ZM212 172H209V173H207L208 175H211V173ZM45 173V174H44ZM53 173H56V174H54L55 175V177L54 176H52L53 175ZM143 173H145V172H143ZM162 173V174H161ZM206 173H204V175L203 176H201V177H208V175L206 176L205 174ZM212 173V174H213ZM68 174H69V172H68ZM92 174V175H91ZM125 174H126V177H125ZM125 174H123L122 175V180H124V179H127L128 177L127 176H133V178H131V180H133V179H135L136 177H138V179H139V176H141V175H139V176H135V174L134 173H129V172H127V173H125ZM129 174H131V175H129ZM133 174V175H132ZM139 174H142V172L141 173H139ZM180 174V175H179ZM57 175V176H56ZM173 175V176H172ZM231 175H233L232 177H231ZM7 176V177H6ZM48 176V175H47ZM59 176V177H58ZM62 178H61V177ZM53 177V178H52ZM65 177H67V176H65ZM71 177V176H70ZM69 177V178H70ZM125 177V178H124ZM142 177V176H141ZM140 177V178H141ZM200 177V178H201ZM210 177V176H209ZM43 178V179H42ZM50 178V179H49ZM52 178V179H51ZM61 178V179H60ZM71 178H73V177H71ZM124 178V179H123ZM147 178V180H149ZM157 178V177H156ZM0 179H1V177H0ZM4 179H1V181L2 180H4ZM37 179L39 180V181H37ZM45 181V183H47V185L49 184V182H50V180H53L54 182H50V184L48 185V187H46L47 189H43V191L44 190H47L46 191V193H44L42 190H38V194H40V195H38L37 193H36V191H37V189H36V191H35V193H34V190H32L31 191V189L30 190H27L26 188H29V186L31 185V183L32 184H36V185H38L39 183V185H43V181ZM56 179H59L60 181L59 182H62L61 183V185H60V183L59 182H56ZM65 179V178H64ZM76 179V180H75ZM180 179H181V181H180ZM183 179V180H182ZM224 179H221V181L219 180H217V182H218V184L219 183H221V184H223L224 183V185H225V180ZM251 179L253 180V179H255L254 181H253V185H252V181H251ZM33 180V181H32ZM62 180V181H61ZM87 180V181H86ZM128 180H130L129 178H128ZM130 180V181H131ZM136 180H137V178H136ZM155 180H156V182H155ZM230 179L229 178H227L226 179V181H229ZM259 180H261L260 182H259V184L261 185L262 184V186H260L259 184V186L257 185V187H256V183H257V181ZM37 181V182H36ZM47 181V182H46ZM58 181V180H57ZM66 181V183H67V181L69 182V183H67V184H71V185H68V188H66L67 187V185H65V189H63V191L61 190V188L60 187H62V186H64V182ZM76 181H78V183L76 182ZM135 181V180H134ZM157 181L159 182V184L157 183ZM176 181H178V183L176 182ZM231 181V180H230ZM76 182V183H75ZM156 183V185L157 186H155V183ZM176 182V183H175ZM185 182H186V184L188 185V186H185L186 184H185ZM251 182V183H250ZM27 184L28 185V187H25V184ZM52 183H54L53 185H52ZM65 183V184H66ZM100 183H102V182H100ZM166 183L168 184V186L166 185ZM169 183H170V185H169ZM181 184V186L183 187V189L181 188V189H179L181 186H180V184ZM184 183V184H183ZM212 183V182H211ZM214 183H212V185H209L208 187H212V188H214ZM228 183H231V182H228ZM238 183H237V185H238ZM243 183V184H242ZM24 184V185H23ZM30 184V185H29ZM56 184V185H55ZM103 184V183H102ZM179 186H178V185ZM16 186H19L18 185V182L15 184ZM106 185V184H105ZM150 185V186H151ZM160 185V186H159ZM176 185V186H175ZM215 185H216V183H215ZM234 185V187H235V184L233 183V184H231V186L230 185H226L225 187H230V188H232V186ZM255 185V186H254ZM60 186V187H59ZM155 186V187H154ZM175 186V187H174ZM177 186H178V188H177ZM218 187L219 186H223V185H217ZM50 187H52V188H50ZM56 187V188H55ZM74 187H72V189L70 190V191H73V192H75L74 190H78V188L77 189H75ZM168 187H171L172 189L171 190H169L170 188H168ZM207 187V189H205L204 188V190L202 189V190H199V191H197L199 194L201 193H203V194H205V196H208V198L211 200V201H214V202H216V203H220V205H221V203H222V201H223V199L224 198H220V195H217V196H214V195H212L211 194V192H212V188H208ZM252 187H253V189H252ZM260 187V188H259ZM55 188V189H54ZM59 188V189H58ZM64 188V187H63ZM120 188V189H119ZM126 189V190H123V189ZM128 188V189H127ZM166 188V189H165ZM263 188V189H262ZM26 189V190H25ZM52 189V190H51ZM59 191H57V190ZM152 189V191H155V190H153ZM185 189H186V191H185ZM254 189H255V191H254ZM54 190V191H53ZM65 190V191H64ZM128 190V191H127ZM163 190V191H162ZM168 190V191H167ZM191 190H193V191H191ZM197 190V189H196ZM24 191H29V192H24ZM103 191V192H102ZM126 191V192H125ZM129 191H131V192H129ZM147 191H149V192H147ZM172 192V194H170L171 192ZM183 191V192H182ZM201 191V192H200ZM203 191H205V192H203ZM228 190H226L225 192H227ZM230 191V190H229ZM228 191V192H229ZM23 192H24V194H26V198H27V200L26 201H24L26 198H25V196L24 195H22L23 194ZM39 192H41V193H39ZM57 192V193H56ZM67 192V193H66ZM117 192H118V194H117ZM120 192H122V195H124V198H122V200H120L119 198H121V197H119L120 195H119V193ZM130 193V194H128V193ZM157 191H155V193H156ZM162 192V193H161ZM169 192V193H168ZM180 192V193H179ZM210 192V193H209ZM225 192L223 193L224 195H225ZM227 192V193H228ZM57 194V197H58V194H59V197H61V195H62V198H64V196H65V198H64V201H65V199H67V201H65L66 203H65V205L63 206V204H61V203H63L64 201H63V199L62 198H57V199H55V200H53V198H56V196L54 197V196H52L51 194H53V195H56ZM60 193H61V195H60ZM69 193H71V192H69ZM94 193V194H93ZM97 195H96V194ZM137 193V194H136ZM145 193V194H144ZM154 192H153V195L151 196L152 198L153 197H156L157 196V194H155ZM158 193V192H157ZM227 193H226V195L225 196H227ZM230 193H231V195H232V197H231V195H230ZM37 194V195H36ZM63 194H64V196H63ZM106 194H108V195H106ZM109 194H111V195H109ZM116 194L118 195V196H116ZM121 194V193H120ZM155 194V195H154ZM168 194H170V196H171V198L169 197V195ZM229 194V196H228V198L229 197H231L230 199H232V198H237V195L235 196V194L234 193H232L231 191L228 193ZM256 194H257V198H256ZM36 195V196H35ZM99 195V196H98ZM138 195V196H137ZM147 195V196H148ZM164 195V194H163ZM28 196V197H27ZM46 196V195H45ZM67 196V197H66ZM70 198H69V197ZM79 196V195H78ZM143 196H141L142 198H144ZM146 196V197H147ZM159 196V195H158ZM210 196H212V197H210ZM222 197H225V196H223V195H221ZM24 197V198H23ZM31 197V198H30ZM71 197L73 198V199H71ZM75 197V196H74ZM94 197V198H93ZM108 199H107V198ZM112 197V200H114V201H112L111 199H109V198H111ZM116 197H118V199L116 198ZM141 197H139V198H141ZM149 197V196H148ZM164 197V196H163ZM218 197H219V199L220 200H218ZM254 197V198H253ZM4 198H6L5 199V202H4ZM13 198V199H12ZM141 198V199H142ZM150 198V197H149ZM170 198V199H169ZM173 198V199H172ZM250 198V199H249ZM252 198V199H251ZM263 198V199H262ZM15 199V200H14ZM52 199V200H51ZM59 199H61L63 202H61V200H59ZM69 199V200H68ZM78 199V198H77ZM76 199V200H77ZM91 199V200H90ZM92 199H94V200H92ZM116 199L118 200V201H116ZM188 199V200H187ZM262 199V200H261ZM8 200H10V202L8 201ZM16 200L18 201V202H16ZM59 201V203H58V201ZM98 200V201H97ZM103 200V201H102ZM106 200V201H105ZM107 200H111V202L110 203H113L112 205H113V207H111V206H109L108 208H106V209H104V208H101V209H98V208H100V207H102L101 205L103 204V203H105V202H107ZM172 200V201H171ZM218 200V201H217ZM227 200V199H226ZM246 200V201H245ZM253 200V201H252ZM257 200V201H256ZM12 201H14V202H12ZM24 201V202H23ZM57 201V202H56ZM93 201H96L97 203H95L96 204V206H98V205H100V206H98V208L96 207V206H93L92 207V204L94 205V203H93ZM188 201V202H187ZM192 201V202H191ZM244 201V202H243ZM247 201H248V204H247ZM251 201V202H250ZM263 201V202H262ZM56 202V203H55ZM61 202V203H60ZM70 202V203H69ZM72 202H74L73 204H72ZM99 202V203H98ZM103 202V203H102ZM114 202H115V204H114ZM119 202V203H118ZM11 205H10V204ZM15 203V204H14ZM52 203V204H53ZM102 203V204H101ZM150 203H151V200H150ZM187 203V204H186ZM261 203L260 204H258V207H261L262 208V210H261V208L259 209L258 208V210L257 211H259V212H261V213H259V212H257V217L255 216V218H256V220L255 221H253L254 223H250L251 224V228H252V226L254 225V227L253 228H255V229H253L252 228V231H251V228H246L242 223H240V221H243L244 219H245V217H246V215H245V213H246V211H242V212H239V211H236V213H232V211L231 212H229V214L230 213H232L233 215H235L236 217H235V219H233L231 216H233L232 214H231V218L229 219V217L227 216V217H225V218H223L224 220L226 219H228L226 222L228 223V225H226V224H224L225 223V221H223V219L222 220H220L221 221V225H223L224 227H225V225H226V227H227V229H229L230 230V232H229V230H226V231H228V233L233 237V240L236 238V241L239 239H241L240 237H239V235L241 234L242 235V238L245 240V239H249L248 241L247 240H245V241H243V239H241V241H243V242H241V245H243L245 242H249L250 243V245H251V239H255V241L258 239V237L260 236L259 234L262 232L263 234H264V221H263V219L264 218H262V220L260 219V216H264V206H262L261 205ZM4 204V205H5ZM66 204H69L70 206H68L67 205V208H69V209H71L70 211H69V209L67 210V208H66ZM90 205V206H88V205ZM120 204V205H119ZM127 204V205H126ZM128 204H131V206L130 205H128ZM143 204V205H142ZM154 204V205H153ZM171 204V205H170ZM193 204V205H192ZM4 205H2V206H4ZM110 205V204H109ZM136 205V206H135ZM139 205V206H138ZM149 205H151V204H149ZM157 205H159V206H157ZM223 205V204H222ZM253 205H254V207H253ZM1 206V207H2ZM121 206V207H120ZM146 206V207H145ZM165 206H166V210L164 209L165 208ZM190 206H191V209H190ZM6 207H8V206H6ZM10 207L8 208V209H10ZM91 207V208H90ZM131 207H133V208H131ZM147 207H149L150 209H151V211L148 213V211L150 210L149 208H147ZM186 207V208H185ZM18 208V209H19ZM22 208V207H21ZM64 208H66V210L64 209ZM87 208V209H86ZM111 208V209H110ZM118 208V209H117ZM119 208H120V210H119ZM123 208V209H122ZM130 208V209H129ZM135 208V209H134ZM137 208V209H136ZM158 208H160V212L158 213L157 212V210H158ZM13 209H17V208H13ZM63 209V210H62ZM85 209V210H84ZM90 209V210H89ZM108 209V210H107ZM127 209H129V210H127ZM134 209V210H133ZM147 209H149V210H147ZM164 209V210H163ZM183 209H186V210H184L183 211ZM28 210V212H26ZM32 209H29V208H26L24 211H23V213H25V214H23L22 213V211L20 212V213H22V214H18L16 217H19V218H15V217H12L10 220H8V222L9 221H11V222H15L14 220H17V222L18 221H20L22 218H21V216L23 217V220L25 219V220H27V217H26V215L28 216L29 215V218L31 219V215H32V217H34L35 219H32V221L30 222V219L28 218V220H29V222L30 223H27V221H25L26 223H27V226L26 227H28V228H25V233H24V229H23V231L22 230H19V231H17V233H16V231H10L9 230V233H7V232H5L6 230H4V228H1L0 229V235L2 236V234L3 233H7L6 234V236H7V240H8V237L9 236H11V235H14L15 233L17 234V235H21V238H24L25 236V234H27V236L24 238V239H26L27 237H29V236H31V238H32V236L35 234V233H37V232H40V233H38L39 235L41 234V235H43V236H41L40 235V237L38 236V234H36V236L35 237H33L32 239L31 238H29V239H31L32 241H30V240H28V238H27V242H29V243H32V242H34V243H37V242H35L36 240H43L42 238H45L46 236L44 235V233H41V231L42 232H44L43 230L46 228L45 226H46V224H49V222H47V223H42V222H46L47 221V219H45V220H43V221H38L37 219H38V217H37V215L36 214H33L34 212H32L31 211ZM100 210V211H99ZM129 211L130 213H132V215H133V213H134V216L135 217H137V218H135L134 216H132V215H130V214H128V216L129 217H127V214L126 213H129V212H126V213H124V214H122L123 212H125V211ZM131 210V211H130ZM162 210H163V212L165 213V211H167L168 212V210H169V215L168 214H166V215H164V217L165 216H167L168 215V217L167 218H165L164 219V217H163V214H162ZM190 210V211H189ZM225 210V211H224ZM261 210V211H260ZM32 213V214H26V213H30V212ZM33 211H34V209H33ZM66 212V213H63V212ZM69 211V212H68ZM123 211V212H122ZM144 211H146V212H144ZM159 211V210H158ZM186 211V212H185ZM72 213V214H68V213ZM94 214H93V213ZM101 212V213H100ZM157 212V213H156ZM166 212V213H167ZM191 213V214H189V213ZM237 212H239V213H237ZM62 213H63V215L65 216V214H66V216L68 217V218H66V216L64 217H62L61 218V216H62ZM89 213V214H88ZM96 213V214H95ZM98 213V214H97ZM189 214V215H187V214ZM218 213H219V216H218ZM94 216H93V215ZM139 214V215H138ZM158 214V215H157ZM161 214H162V216H161ZM184 214V216H187L190 220L188 221V218L187 217H183L182 215ZM217 216H216V215ZM242 215V216H240L241 218H243L244 217V219H242L241 220V218L240 217H238L239 215ZM20 215V216H19ZM71 217V218H69V216ZM93 216V217H91V216ZM97 215V216H96ZM103 215V216H102ZM137 215V216H136ZM74 216V217H73ZM78 216V217H77ZM159 216V218H157ZM173 216V217H172ZM190 216V217H189ZM204 216H206V217H204ZM208 216V217H207ZM210 216V217H209ZM25 217V218H24ZM98 217V218H97ZM100 217V218H99ZM126 217V218H125ZM162 217V218H161ZM172 217V218H171ZM202 217V218H201ZM14 218V219H13ZM37 218V219H36ZM57 218V217H56ZM64 218V219H63ZM66 218V219H65ZM75 218V219H74ZM94 218V219H93ZM131 218H133L132 220H131ZM178 218H182V219H178ZM208 218V219H207ZM216 218H217V220H216ZM240 218V219H239ZM1 219V218H0ZM20 219V220H19ZM69 219V220H68ZM71 219H74V220H71ZM88 219V220H87ZM100 219V220H99ZM129 219V220H128ZM203 219V220H202ZM239 221H238V220ZM260 219V220H259ZM36 222H35V221ZM68 220V221H67ZM75 220H76V222L78 223V224H76L75 223ZM98 220V221H97ZM128 220V222H126ZM179 222H178V221ZM186 220V221H185ZM200 220H202V221H200ZM206 220V221H205ZM231 220V221H230ZM233 220H236L235 222H236V225H239V226H236V225H234L235 224V222L233 221ZM49 221V220H48ZM61 221H62V223H61ZM72 221H74L73 223H72ZM88 221V222H87ZM92 221V222H91ZM173 221V222H172ZM188 221V222H187ZM229 221V222H228ZM233 221V222H232ZM1 222H4L3 221V217H2V220H1ZM0 222V223H1ZM11 222H9V223H11ZM34 222V223H33ZM72 224H71V223ZM97 222H99V224L97 223ZM107 222V223H106ZM123 222V223H122ZM181 222V223H180ZM195 222V223H194ZM204 222V223H203ZM231 222L232 223H234V224H231ZM261 222V223H260ZM16 223V222H15ZM40 225V226H42V228H40V226H39V231H38V224ZM52 222L50 221V224H51ZM101 223V224H100ZM111 223V224H110ZM125 223H127L126 225H123V224H125ZM174 223V224H173ZM191 223V224H190ZM238 223V224H237ZM260 225H259V224ZM12 224H14V223H12ZM29 224V225H28ZM32 224H34L33 225V227H32ZM53 224V223H52ZM51 224V225H52ZM76 224V225H75ZM81 224V225H80ZM96 226H95V225ZM180 224V225H179ZM183 224H185L184 226H183ZM188 224H189V226H188ZM203 224V226H201ZM220 224V223H219ZM240 224H241V226H240ZM249 224V225H250ZM43 225H44V228H43ZM47 225L48 226V228H46L45 230H49V233H50V231L52 230H54V229H52L53 227L52 226H54V225ZM112 225H114V228H113V226ZM175 225V227H173ZM205 225V226H204ZM243 225V226H242ZM30 226L33 228V229H30L29 230V228H30ZM34 226H36V227H34ZM56 226H55V229H56ZM94 226V227H93ZM121 226H123V227H121ZM178 226H179V228H178ZM194 226H195V228H194ZM200 226H201V229H200ZM49 227H51V228H49ZM82 227V228H81ZM100 227H102V226H100ZM184 227V228H183ZM202 227H203V229H202ZM238 227H241V228H239L238 229ZM242 227H244V228H242ZM36 228V229H35ZM181 228V229H180ZM186 228H188L187 230H186ZM34 229L37 231V232H34ZM42 229V230H41ZM58 229V230H59ZM96 229V231H91V230H95ZM169 229V230H168ZM178 229V230H177ZM205 229V230H204ZM247 229H249V230H247ZM4 230V231H3ZM33 230V231H32ZM165 230H166V232H165ZM168 230V231H167ZM199 230H201V232L199 231ZM203 230V231H202ZM241 230V231H240ZM244 230H246V231H250V232H255V235H254V233H253V235H252V233H250L251 235L249 236V233H242ZM255 230V231H254ZM261 230V231H260ZM21 231H22V233H23V236L24 237H22V234H20L21 233ZM47 231H45V232H47ZM51 231V232H52ZM57 231V230H56ZM88 231H90V232H88ZM14 234H13V233ZM18 232H20V233H18ZM28 232V233H27ZM30 232V233H29ZM54 232V231H53ZM169 233L170 235V237H168L167 236V234L166 233ZM179 232V233H178ZM180 232H182V233H180ZM197 234H196V233ZM200 232V233H199ZM234 234H233V233ZM245 232V231H244ZM34 233V234H33ZM70 233V234H69ZM91 233V237H88L89 236V234ZM165 233V234H164ZM173 233V234H172ZM199 233V234H198ZM207 233H209L208 235H207ZM228 233H226V234H228ZM232 233V234H231ZM259 235H257V234ZM261 233V234H262ZM5 234H3V235H5ZM10 234V235H9ZM14 235V236H16V238H18L20 241H24V239H20L19 237L20 236H17V235ZM30 234H33V235H30ZM81 234V235H80ZM194 234V235H193ZM204 234V235H203ZM211 234V235H210ZM213 234H215L214 236H213ZM236 234H239V235H236ZM29 235V236H28ZM47 236H48V234H46ZM164 235H166L165 237H163ZM177 235V236H176ZM193 235V236H192ZM197 236L198 238V240L197 239H194V238H196V237H194V236ZM206 235V236H205ZM210 235V236H209ZM233 235H235V236H233ZM245 235H248V236H245ZM45 236V237H44ZM69 238H68V237ZM81 236H82V238H81ZM126 236V237H125ZM148 236V237H147ZM202 236H203V238H202ZM245 236V237H244ZM252 236H253V238H252ZM255 236H258V237H255ZM262 237H263V235H261ZM13 236H11V238L9 237V241L10 242H8V241H6L5 243H6V245L5 244H1L0 245V251L1 252H3V253H5L6 251H7V249H8V247L10 248V247H12L11 245H14L17 241H16V239H15V241L16 242H14L13 240H14V238H12ZM36 237H39L38 239L36 238ZM42 237V238H41ZM68 239H67V238ZM73 237V238H72ZM95 237V238H94ZM113 237V238H112ZM127 237H129V238H127ZM186 237H187V240H186ZM188 237H189V239H188ZM192 237V238H191ZM235 237V238H234ZM250 237V238H249ZM262 237H259V239L257 240V242L258 241H261V239H263L264 240V238H262ZM72 238V239H71ZM89 238V239H88ZM93 238V239H92ZM100 238V239H99ZM127 238V239H126ZM133 238V239H132ZM163 238H166L165 240L163 239ZM177 238V239H176ZM183 238H185L184 240H183ZM211 238L213 239V240H211ZM261 238V239H260ZM73 239H75L74 241H73ZM128 239H131V241L130 240H128ZM164 241H163V240ZM169 239V240H168ZM206 239H207V241H206ZM11 240H12V242H11ZM35 240V241H34ZM38 240V242H40L41 243V241H39ZM168 240V241H167ZM176 241V243H175V241ZM183 240V241H182ZM190 241V243H189V241ZM197 240V241H196ZM19 241V242H20ZM130 243H128V242ZM159 241V242H158ZM192 241H196V242H198V243H196V242H192ZM235 241V242H236ZM254 241V242H255ZM43 242V241H42ZM61 242H62V239H61ZM94 242V243H93ZM115 242H118V243H115ZM126 242L128 243V244H126ZM133 242V243H132ZM137 242V243H136ZM156 242V243H155ZM202 242H204V243H202ZM235 242H233V243H235ZM253 240H252V245H254L253 243ZM8 243V244H7ZM10 243V244H9ZM12 243V244H11ZM18 243V242H17ZM33 243V244H34ZM104 243V242H103ZM132 243V244H131ZM146 243H148V244H146ZM164 243V244H163ZM177 243H179L180 244V246H174L175 244H177ZM183 243H185L186 245H187V247H186V245H184ZM236 243H238V242H236ZM243 243V244H242ZM146 245V246H144V245ZM157 244H159V245H157ZM162 244V245H161ZM166 244H167V246H166ZM172 245L174 248H178V249H174L172 252H170V253H167V251H168V247L170 246V245ZM190 244V245H189ZM201 244H202V246H201ZM219 244V243H218ZM246 244V243H245ZM5 246V247H7V249L6 248H4L3 246ZM9 245V246H8ZM131 245V246H130ZM142 245L146 248V247H148V248H150V249H148V248H146L147 249V252H149V253H147V252H143L145 249L144 248H142ZM169 245V246H168ZM193 245V246H192ZM196 245V246H195ZM222 245V244H221ZM16 246V244L14 245V247ZM165 246V247H164ZM185 246V247H184ZM198 246V247H197ZM205 246V247H204ZM222 246H224V245H222ZM245 246V245H244ZM247 246V245H246ZM249 246V245H248ZM1 247H2V249H1ZM14 247H12V249H14ZM69 247V246H68ZM127 247V248H126ZM167 247V249L166 250H164L165 248ZM194 247H196V248H194ZM206 248V249H204V248ZM250 247H252V246H250ZM253 247H254V249H253ZM252 247V249H253V251L251 252V249L249 248V247H247V249L245 250L246 252H241V253H243L242 254V256H244L245 255V258H246V254H248V256L250 255L249 253H253L254 252V255H256V256H253L252 257V260L253 259H255V257H256V261H255V264H258V263H261V262H263V259H264V254H263V251L262 250H258L257 248H256V245H254ZM258 247V246H257ZM263 247H264V245L261 247L262 249H263ZM114 248V249H113ZM139 248V250L136 252V250ZM164 248V249H163ZM200 248V249H199ZM4 249V250H3ZM113 249V250H112ZM188 249V250H187ZM256 249V251H254ZM3 250V251H2ZM8 250H11V248L10 249H8ZM44 250V249H43ZM45 250H48V248H46ZM44 250V251H45ZM106 250V251H105ZM131 250H133V251H131ZM164 250V252H162ZM177 250V251H176ZM180 250V251H179ZM183 250V251H182ZM185 250H187V251H185ZM190 250V251H189ZM248 250H250V251H248ZM258 250V251H257ZM12 252L13 251H15V249L14 250H11ZM94 251V252H93ZM117 251V252H116ZM192 251V252H191ZM196 251H198L197 252V254L195 253ZM206 251V252H205ZM214 251V252H213ZM216 251V252H217ZM259 251L261 252V254L259 253ZM0 252V253H1ZM49 253V251H45V252H41L44 256H41L40 257V255H37L36 257H37V259H36V257H35V259L37 260V262H36V260H35V262H33V264H35V263H37V264H39V263H41V259L43 258L44 259V263L45 264H47V257L46 256H48V254L47 253ZM73 252H76L77 254H75V255H77V256H75L74 254H73ZM104 252H107V254L106 253H104ZM181 252V255L180 254H178V253H180ZM209 252V253H208ZM249 252V253H248ZM3 253H1V254H3ZM6 253H10V251L8 252H6ZM40 253V254H41ZM45 253H46V256H45ZM111 253L113 254L114 253V257H115V260L114 261H112V260H110V258H111V256H113V255H111ZM192 253V254H191ZM204 253V254H203ZM231 253V252H230ZM230 253H228V255H227V257L228 258H226V259H231V257L232 256H234L231 260H233V259H235V258H237V259H235V260H240V259H242V258H244V257H242L241 258V256L238 254L239 253V250H238V253L236 252V251H234V253L232 252L231 254H232V256L231 255H229ZM0 254V255H1ZM12 254H14L15 255V252H13ZM41 254V255H42ZM119 254H121V255H119ZM145 254V255H144ZM163 254V255H162ZM168 254H169V256H168ZM177 254V255H176ZM196 254V255H195ZM210 254V255H209ZM258 254H260V255H258ZM5 255V254H4ZM65 255H67L68 256V258L70 259V261H68L69 259L67 258V259H65L64 260V256ZM70 255H73V259L72 258H70ZM105 255V256H104ZM109 255H111L110 257H109ZM165 255V256H164ZM192 255L194 256V257H192ZM198 255H200V257H198ZM209 255V256H208ZM252 255V254H251ZM250 255V256H251ZM2 256V255H1ZM66 256V257H67ZM79 256H80V259H78L79 258ZM88 256V257H87ZM108 256V257H107ZM172 256V257H171ZM178 258H177V257ZM181 256H183V257H181ZM197 256V257H196ZM204 256V257H203ZM207 256V257H206ZM249 256V257H250ZM5 257H7V256H5ZM72 257V256H71ZM83 259H82V258ZM87 257V258H86ZM106 257V258H105ZM192 257V258H191ZM9 258H11V257H9ZM7 259V261H4V259H3V263L1 262L0 264H26L25 263V261L26 260H24V259H19V258H14V256H13V258H11V259ZM124 258V259H123ZM142 258V259H141ZM156 258V259H155ZM168 258V259H167ZM172 258V259H171ZM195 260H194V259ZM244 258V259H245ZM5 259V260H6ZM40 259V260H39ZM62 261H61V260ZM75 259V260H74ZM78 259V260H77ZM103 259H107L106 261L105 260H102ZM145 261H144V260ZM167 259V260H166ZM170 259V260H169ZM177 259V260H176ZM181 259V260H180ZM191 259V260H190ZM193 259V260H192ZM210 259L212 260V261H210ZM246 259H249L248 257L246 258ZM245 259V260H246ZM13 262H11V261ZM17 260V262L18 263H15V261ZM22 262H21V261ZM46 260V261H45ZM54 260V261H53ZM64 260V261H63ZM67 260V261H66ZM73 260L75 261V262H73ZM82 260V261H81ZM110 260V261H109ZM173 260V261H172ZM180 260V261H179ZM184 260V261H183ZM205 260V261H204ZM243 260V259H242ZM250 260V259H249ZM9 261L11 262V263H9ZM34 261V260H33ZM40 261V262H39ZM53 261V262H52ZM61 263H60V262ZM77 261V262H76ZM79 261H81L80 263H79ZM89 261H91V262H89ZM95 261V262H94ZM100 261V262H99ZM102 261V262H101ZM112 261V262H111ZM133 261V262H132ZM156 261V262H155ZM172 261V262H171ZM196 261V262H195ZM247 262H248V260H246ZM63 262V263H62ZM103 262H105V263H103ZM109 262V263H108ZM114 262V263H113ZM128 262V263H127ZM136 262V263H135ZM145 262V263H144ZM155 262V263H154ZM168 262V263H167ZM205 262V263H204ZM240 262V264H245V261L243 260V261H239ZM251 262V264H253V262L254 261H249V263ZM42 263H43V261H42ZM41 263V264H42ZM43 263V264H44ZM49 263V264H50ZM92 263V264H93ZM193 263H189V264H193ZM264 263V262H263ZM86 264V263H85ZM208 264V263H207ZM247 264V263H246ZM262 264V263H261Z\"/></svg>",
	"mask_w": 264,
	"mask_h": 264
}]
</instances>
